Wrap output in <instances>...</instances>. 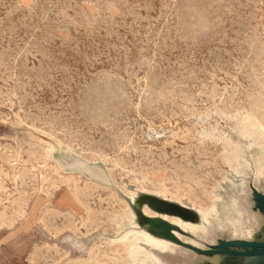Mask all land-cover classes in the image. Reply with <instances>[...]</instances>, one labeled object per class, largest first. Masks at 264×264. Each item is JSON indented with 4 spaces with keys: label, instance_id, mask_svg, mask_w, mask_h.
<instances>
[{
    "label": "rangeland",
    "instance_id": "rangeland-1",
    "mask_svg": "<svg viewBox=\"0 0 264 264\" xmlns=\"http://www.w3.org/2000/svg\"><path fill=\"white\" fill-rule=\"evenodd\" d=\"M36 1H38V3ZM48 1H50V3ZM60 1H61V3H57ZM110 1H111V4L109 3ZM117 1H119V2H117ZM171 1L170 0H122V1L121 0H104V1L103 0H70V1L69 0L68 1L67 0H57V1L56 0H2V1L0 0V6L1 7L3 6L2 8L0 7V37H1L0 38V45H1L0 46V53H1L0 63L2 64V65L0 64V68L2 66V70L0 69V73H1L0 74V178H1L0 179V190H1L0 191V198H1L0 199V227H1L0 228V264H47V263L48 264H56V262H57V264H69V263L70 264H78V263L81 264L82 262H83L82 264H85V263L86 264H95V262H96V264H98V263L99 264H101V263L102 264L103 263L104 264L105 263L106 264H115L116 259L118 257H120V255L122 254L121 248L119 247L118 243L120 241H122L129 233L134 232V231H138V232L142 231V232H147L150 235L152 234L153 230L151 229V226L147 225L146 227H144L145 225L142 224V215L143 214L146 215V213H144V210H145V208H148V207H145L144 209L143 208L140 209L138 207L137 201L143 195H152V196L160 197L162 199H165V200L173 202V203L180 204L182 206L190 208L191 210H193L194 212H196L199 215V220L197 222L185 223V224H189L191 226L198 228L197 233H193L189 229H184L182 227H179L178 225L172 224L168 220H165L177 228L176 231H174V234L176 235V233H177L178 235H176V236L178 237V239L181 242H183V246L174 243L175 245H177L179 247L177 250H173V251H171V250L165 251L164 250V251H162V250H158V249H150V247L148 245L141 243V249L143 251H145L146 253H151L153 255V257L155 259H157L156 260L157 263L155 262L154 264H165V263L166 264H214V262H218V261H221L223 263H228V261H229L228 264H253L252 259L239 260L237 258L236 259L228 258V257L223 256V255L222 256H215V257H205V256H202L198 253L193 252L192 250L186 248L184 245H190V246L197 247L199 249L209 250V249H213L215 247H218L220 241L228 242V241H233V240H245V241L248 240V241H255V242L264 243V236H263L264 235V213H262L259 209H257L256 202H255V196H254L255 192H259V193L264 195V192H263V190H264V174L263 175L258 174V170L260 169V165H261L260 161H262L263 157H264V142H263L264 134H262L261 132H257L258 136L255 134V136L252 137L249 133V130L252 129L251 127H253V126H251V123H250V121H252L251 119L253 117V115H252L253 111L251 112L252 102L254 100V97L262 96V93H264V64H263L264 63V54H263L264 53V37H263L264 36L263 35L264 34V28H263L264 27V24H263L264 23V19H263L264 18V13H263L264 12V3H263L264 0H254L255 4L253 3L254 1H251V0H247V1L251 2V4L249 2L247 4L246 0H242V1L241 0H239V1L238 0H236V1L235 0H200V1H198V0L197 1L196 0H175L174 1L173 0L174 4H172L173 1L172 2ZM3 2H4V4H2ZM17 2H18V4H20L19 6H18ZM46 2H48V3H46ZM87 2H89V3H87ZM219 3H220V5H219ZM232 3H233V5H232ZM62 4H63V6H62ZM112 4H113L114 8H113ZM59 5H61V6H59ZM135 5H136V7H135ZM165 5L168 7H165ZM12 6H13V9H15L14 11L12 9ZM34 6L36 9L34 8ZM106 6H108V8H106ZM171 6H172V8H171ZM175 6H177V8ZM208 6H209V8H208ZM61 7L63 10L60 9ZM239 7H241V8H239ZM245 7L247 10L245 9ZM253 7H254V9H253ZM5 8L7 11L5 10ZM10 8L12 9L13 12L11 11ZM21 8H23V9H21ZM33 9H35V10H33ZM101 9L103 10V12L105 11L106 13L105 12L102 13ZM135 9H137V10H135ZM148 9H150V10H148ZM100 10H101V12H100ZM172 10H174V11L172 12ZM37 11H38V13H37ZM49 11H50V13H49ZM61 11H63V12L61 13ZM107 11L109 14L107 13ZM7 12H9V14ZM52 12H54V13L52 14ZM65 12H67V13H65ZM122 13H123V15H122ZM237 13L239 15H237ZM248 13L250 15H248ZM43 14H45V15L43 16ZM99 14L101 15L100 17H99ZM137 14H139V15H137ZM230 14H231V16H230ZM29 15H31V16H29ZM48 15H49V17H48ZM140 15L142 16L143 19L140 18ZM240 15H241V18H240ZM36 16H38V17H36ZM119 16H120V18H119ZM25 17H27V18H25ZM104 17H105V19L107 17V19L106 20L103 19ZM238 17L240 18L239 20H238ZM33 18H34V20H33ZM47 18H50V19L47 20ZM96 18H97V20H96ZM109 18L112 19L114 22L110 21ZM229 18H232V19L229 20ZM62 19H65V21H63ZM16 20H17V22H16ZM54 20H55V22H54ZM94 20L96 21V23ZM259 20H261V21H259ZM6 21H7V23H6ZM60 21L62 23L59 25L58 22L60 23ZM169 21H171V22H169ZM242 21H244V22H242ZM39 22H40V24H39ZM64 22H67V23H64ZM111 22H112V24H111ZM134 22H136V23H134ZM12 23L13 24L15 23L14 27H13ZM36 23L38 25H36ZM54 23H55V25H54ZM63 23L66 24V26ZM20 24L22 25V27ZM99 24H100V26H99ZM107 24H108V26H107ZM61 25H63V26H61ZM168 25H170V26H168ZM245 25H247V27H245ZM49 26H50V28H48L49 30L46 29ZM172 26L175 28H173ZM242 26H243V28H242ZM29 27H31V28H29ZM111 27L113 28L112 30H111ZM149 27H151V28H149ZM7 28H9V29H7ZM96 28H99V30ZM109 28H110V30H109ZM152 28H154V30H155L154 32H150V31H153ZM169 28L170 29L172 28L171 29L172 32H170L171 30ZM32 29H33V31H32ZM102 29H103V31H100ZM106 29H108V32L106 31ZM252 29H253V31H252ZM15 30L17 33L15 32ZM52 30H53V34L55 36L52 34ZM54 30H56L57 34H56V32H54ZM67 30H69L70 33ZM224 30L226 33L222 32ZM12 31H13V33H12ZM97 31L100 34H98ZM109 31H110V33L111 32L112 33L110 34ZM139 31H141V32L139 33ZM213 31H215V33ZM147 33H149V34H147ZM150 33H151V36H150ZM165 33H166V35H165ZM168 33H169V35H168ZM203 33H204V35H203ZM10 34H12L11 35L12 38L10 37ZM113 34H114V36H113ZM137 34H139V35H137ZM160 34H161V36H160ZM212 34L215 36H212ZM228 34H230V35H228ZM57 35L59 38L57 37ZM135 35H137V36H135ZM171 35H172V37H171L172 39L169 37ZM174 35H176V36L174 37ZM25 36H27V37H25ZM32 36H35V37H32ZM152 36H156V38L152 37ZM222 36H224V37H222ZM229 36H230V38H229ZM51 37H53V38H51ZM211 37L213 40L211 39ZM221 37H222V39H221ZM70 38L71 39L74 38L73 39L74 41L72 42V40ZM117 38L119 41L117 40ZM4 39L6 41H4ZM22 39H24V41ZM142 39L144 42L143 41L141 42ZM157 40L160 43H158ZM162 40L163 41L166 40L167 42L165 41L163 44ZM32 41H34V42L32 43ZM120 41H122V42H120ZM217 41H220V42H217ZM223 42H225V43L223 44ZM30 44L33 45V46H31V48H30ZM76 44H77V46H76ZM219 44H221V48L219 47ZM254 44H256V45H254ZM39 45H42V46H39ZM227 45L230 47H228ZM8 47H10V52L7 49ZM19 47L23 48V49H20ZM24 47L26 48V50ZM42 47H44V48H42ZM73 47H76V48H73ZM147 47L151 48L150 49L151 51ZM166 47H167V49H166ZM180 47H181V50L179 49ZM194 47H195V49H194ZM222 47L223 48L225 47V48L223 49ZM155 48H157L156 51H155ZM170 48H172V50ZM237 48H238V50H237ZM142 49H143V51H142ZM222 49H223V51H222ZM20 50H21V52H20ZM23 50L26 51L27 54ZM32 50H34V51H32ZM37 50H39V51H37ZM137 50H139L140 53ZM170 50L172 51V53H170L171 52ZM220 50H221V52H220ZM261 50H262V52H260ZM3 51H4V53H3ZM5 51H6V53H5ZM49 51H51V52H49ZM148 51H149V53H148ZM190 51L193 54H191ZM23 52H24V54H23ZM124 52H125V54H124ZM182 52H183V54H182ZM212 52H215V53L213 54ZM18 53H19V56L21 55L20 58L18 55H16ZM53 53H55V54H53ZM81 53L83 54V56L85 55V57H83ZM157 53H158V55H157ZM186 53H188V54H186ZM252 53H253V55H252ZM10 54H11V56H10ZM31 54L33 55V57H31ZM35 54H38V56ZM102 54H103V56H102ZM205 54L207 57L205 56ZM4 55L7 56L6 60H4ZM15 55L17 58L14 57ZM26 55H28V56H26ZM228 55H230V56H228ZM47 56H49V57H47ZM78 56H80V58ZM90 57H92V58H90ZM102 57H104V58H102ZM135 57H138L139 59L137 58L138 59L137 60ZM157 57H158V59H157ZM185 57H186V59H185ZM21 58H23V59H21ZM25 58H26V60H25ZM36 58H37V60H36ZM66 58L67 59L69 58L68 61ZM140 58H141V60H140ZM7 59H8V62H7ZM50 59L54 60V61H50ZM93 59L95 60V62ZM129 59H130V62H129ZM150 59H152V60H150ZM208 59H211V60L209 61ZM55 60H57V61H55ZM154 60H156V62H154ZM197 60H199V61H197ZM212 60H213V62H212ZM232 60H234V62ZM2 61H4V63ZM77 61L79 63L80 62L81 63L79 64ZM107 61H108V63H107ZM125 61L128 63H126ZM157 61H159V62H157ZM38 62L41 63L42 65H40ZM96 62H99V63H96ZM192 62H194V63H192ZM92 63H93V65H92ZM122 63H123V65H122ZM153 63H155V64H153ZM183 63H185V64H183ZM196 63H197V65H196ZM203 63L206 66L202 65ZM27 64H28V66H27ZM89 64H91V65H89ZM128 64H130L131 67ZM131 64H134V65H131ZM170 64L172 66H170ZM7 65H8V67H7ZM13 65L14 66L16 65V66L14 67ZM257 65H259V66H257ZM57 66H58V68H57ZM83 66L86 68V70L84 69ZM118 66H120V67H118ZM127 66H129V67L127 68ZM233 66H234V68H233ZM248 66H250V67H248ZM4 67H7V68H4ZM92 67H93V69H92ZM157 67L159 70L156 69ZM30 68H32L33 71ZM47 68H49L48 71H47ZM124 68L127 70H125ZM6 69H7V71H6ZM23 69H25L26 71L24 72ZM68 69H69V71H68ZM79 69H81V70H79ZM139 69H141L142 71ZM8 70H10V74H9ZM71 70H72V72H71ZM122 70H123V73H122ZM220 70H221V73H220ZM76 71H77V73H76ZM183 71H184V73H183ZM251 71L255 74H253ZM6 72H8V73H6ZM11 72L12 73L14 72V73L12 74ZM79 72H81V73H79ZM132 72H134L135 74ZM150 72H152V73H150ZM154 72H155V74H153ZM191 72H193V73H191ZM240 72L241 73L243 72L242 73L243 75H241ZM23 73H25V75ZM109 73H111V75ZM112 73H113V75H112ZM131 73L133 74V76L131 75ZM149 73L153 77H151ZM225 73L227 75H225ZM7 74H9V75H7ZM47 74H48V76H50V78L47 76ZM77 74H78V76H77ZM79 74H81V75H79ZM114 74H116V75H114ZM173 74L175 77L173 76ZM250 74H251V76H250ZM125 76H127V77H125ZM148 76H149V78H148ZM19 77H21V78L18 79ZM74 77H75V79H74ZM76 77H77V79L79 78L78 79L79 82L76 79ZM145 77H146V79H145ZM12 78H13V80H12ZM137 78L138 79L141 78V79L138 80ZM157 78H159L160 80ZM170 78H171V80H170ZM24 79H25V81H24ZM8 80H10V81H8ZM73 80H75V82H73ZM144 80H145V82H144ZM234 82H235V84H232ZM254 82H255V84H254ZM79 83H81V85ZM129 83H131V84H129ZM23 85H24L25 90L23 89ZM157 85H159V88ZM176 85H177V87H176ZM187 85H188V87L189 86L190 87L188 88ZM210 85H211V87H210ZM19 87L21 90H19ZM183 87H184V89H183ZM219 87H222L223 90ZM30 88H32V89H30ZM72 88L74 89L73 91H72ZM179 88H182V89H179ZM248 88H250V89H248ZM66 89H67V91H66ZM207 90H209V91H207ZM194 91H195V93H194ZM238 91H239V93H238ZM252 92L254 93V95H252L253 94ZM12 93H13V95H12ZM15 93H16V95H15ZM64 93L66 96L64 95ZM200 94L203 97V99L200 96ZM55 96H58V97L55 98ZM135 96H136V98H134ZM251 96H253V97L251 98ZM214 97H216V98L214 99ZM221 97H222V99H220ZM233 97H235V98H233ZM48 98L50 101L48 100ZM191 98H193L194 100ZM3 99H5V100L3 101ZM176 99H178V100H176ZM7 100H9V101L7 102ZM196 100H198V101H196ZM219 100H220V102H219ZM249 100L250 101L252 100V101L249 102ZM142 101H144L145 103ZM155 101H157V102H155ZM164 101H166V102H164ZM138 102H139V104H138ZM199 102H202V103H199ZM224 103H226V104H224ZM189 104L192 106H190ZM216 104H217V106H216ZM211 105L212 106L214 105V106L212 107ZM41 106H42V108H41ZM156 106H159V107L156 108ZM186 106L187 107L189 106V107L187 108ZM194 106H196V107H194ZM215 106H216V108H215ZM36 107H38V109H40V110H38ZM137 107H138V109H137ZM164 107L166 108V110ZM246 109H248V110H246ZM29 110H31V111H29ZM139 110H141V111H139ZM143 110H146V111H143ZM154 110H155V112H154ZM207 110H209V112ZM41 111H43V112H41ZM157 111L159 112V115H158ZM44 112H47V113H44ZM1 113H3V114H1ZM53 113H54V115H53ZM163 114L165 116H163ZM166 114H168V115H166ZM231 114H232V116H231ZM127 115H128V117H127ZM177 116L179 117V119ZM216 116L220 117V119ZM49 117L51 119H49ZM199 117H200V119H199ZM46 118L48 120H45ZM64 118H66V119H64ZM33 119H34V121H33ZM171 119H173V120H171ZM248 119H250V121H248ZM20 120H21V122H20ZM56 120H58V121H56ZM162 120L164 123L162 122ZM39 121H42V122H39ZM85 121H86V123H85ZM124 121H127V122L129 121V122L127 123ZM34 122H36V123H34ZM70 123L73 125V127ZM99 123H100V126H99ZM151 123L154 124V126H151L152 125ZM168 123L169 124L171 123L170 126ZM196 123L199 125H197ZM125 124H127V126ZM95 125H97L98 127H96ZM140 125L143 128H141ZM245 125H246V127H245ZM82 126H84V127H82ZM156 126H158L160 128H158ZM204 126H205V128H204ZM70 127H71V129H69ZM74 127H76V128H74ZM136 127H138V128H136ZM229 127L231 130L229 129ZM239 127H241V128H239ZM221 128H222V130H221ZM255 128L257 130V127H255ZM146 129H147V131H146ZM172 130L175 132H173ZM102 131H104V132H102ZM107 131H109V132H107ZM188 131H189V133H188ZM73 132H75L76 134L74 135ZM85 132H87V133H85ZM142 132H143V134H142ZM191 132L193 134H191ZM16 133H17V135H16ZM225 134L228 136H226ZM70 135H72V136H70ZM114 135H116V136H114ZM136 135H139V136L141 135V136L139 138V136H136ZM189 135L192 138H190ZM21 136H23V137H21ZM26 136L27 137L30 136V137L26 138ZM79 136L82 137L81 140L83 142L80 140ZM83 136H85V137H83ZM111 137H113V138H111ZM124 137H125V139H124ZM181 137H183V139H180ZM257 137H259V138H257ZM260 137H262V138H260ZM102 138H104V139H102ZM166 138H168V139L166 140ZM87 139L90 140L91 142H89ZM141 139H142V141H141ZM171 139H173V140H171ZM69 140H70V142H69ZM114 140H116V141H114ZM57 141L61 144H59ZM186 141H187V143H186ZM209 141H211V142H209ZM84 142H86V143H84ZM102 143H106V144H103V146L101 147ZM112 143H114V144H112ZM118 143H119V145H118ZM203 143H205V144H203ZM46 144L47 145L49 144V145L47 146ZM71 144L72 145L74 144V145L72 146ZM115 144L117 146H114ZM120 144H121V146H120ZM169 144H170V146H169ZM50 145L53 148L50 147ZM77 145H78V147H77ZM85 145H86V147H85ZM199 145H200V147H198ZM228 145H229V147H228ZM236 145H237V147H236ZM162 146L164 147V149ZM93 147H94V150H93ZM114 147L115 148L117 147L116 150L114 149ZM203 147H205V148H203ZM103 148H104L105 152L103 151ZM143 148H144V150H143ZM118 149H120V150H118ZM130 149H131V151H129ZM125 150H127V151H125ZM133 150L136 152H134ZM200 150H203V151H200ZM205 150H207V151H205ZM183 151L185 152L184 154H182ZM114 152H116L115 155H113ZM144 152H145V154H144ZM207 152H208V154H207ZM217 152L221 156L218 155ZM179 153L182 155H180ZM212 154H214V155H212ZM149 155H151V156H149ZM199 155H201V156H199ZM234 155H236V156H234ZM121 156H122V158H121ZM123 156H125V158H123ZM211 156H212V158H211ZM222 156L223 157L225 156L226 159L223 158ZM236 157H238L239 160H241V159L242 160L239 161L238 158H236ZM39 158H41V159H39ZM115 158H119L118 159L119 161ZM146 158L148 161H146ZM46 159H47V161H46ZM120 160L121 161L124 160L125 162H123V163L126 166ZM140 160L142 163L140 162ZM223 160H224V163H223ZM225 160H226V163H225ZM130 161H132V162H130ZM208 161L211 162L212 164L209 163ZM135 162H137V163H135ZM116 163L119 165L120 168L117 167ZM119 163L121 164V166ZM202 163H203V165H202ZM228 163H229V166H228ZM133 164L136 166H134ZM122 165L124 166V170H123ZM213 165H214V168H213ZM217 165H219L220 167L216 168ZM140 166L142 168H139ZM156 166H159V167H156ZM145 167H146V169H145ZM37 168H39V169H37ZM115 168H117V170ZM189 168H192V170ZM196 168H197V170H196ZM120 169H121V171H120ZM157 169L159 171H157ZM163 169H164V171H163ZM178 169H179V171H178ZM146 170H147V172H146ZM165 170L167 171V173ZM235 170H236V172H235ZM245 170H246V172H245ZM92 171H96V174H97L96 177L91 176L90 173ZM151 171H152V173H151ZM183 171H184V173H183ZM194 171H196V172H194ZM115 172H117V173H115ZM142 172H143V176H142ZM145 172L147 173V175L145 174ZM186 172H189V173H186ZM215 172H217V173H215ZM127 173H129V176ZM139 173H141V175ZM209 174H211V175H209ZM219 175L221 177H219ZM17 177H18V179H17ZM165 177H166V179H165ZM221 178H223V179H221ZM212 179H214V180L212 181ZM168 180L170 182H168ZM201 180L203 182H201ZM138 181H142V182L139 183ZM195 181H197V182H195ZM198 181H199V183H198ZM136 182L138 185L136 184ZM158 183H160V184L158 185ZM185 183H187V185H185ZM175 184H177V185H175ZM197 184H198V186H197ZM182 185L184 187H182ZM91 186H92V189H91L92 191L89 190L91 188ZM125 186H127V187H125ZM138 186H140V188ZM160 186L161 187L163 186V187L161 188ZM204 186H206V187H204ZM255 186H256V188H255ZM244 187H246V188H244ZM173 188H174V190H173ZM201 188L204 189L203 191L205 192L206 195L204 194V192L202 191ZM209 188H212V190ZM250 188H251V190L248 191ZM181 189L183 191L186 189L188 192L186 190L183 192V191H181ZM237 190H239V191H237ZM206 191H207V193H206ZM107 192H108V194H107ZM102 193H103V195H102ZM180 193H181L182 197H181ZM184 193H186V194H184ZM89 195L91 197L90 199H89ZM165 195H166V197H165ZM190 195H191V197H190ZM132 196H134V198H132ZM193 196H194V199H193ZM113 197H115V198H113ZM116 197H118V198H116ZM105 198H108V199H105ZM109 198H111V199L109 200ZM100 200H102V201L104 200L103 203ZM90 201H92V202H90ZM85 202H87V204L89 203V205H86ZM206 202H207V204H206ZM98 203H100V204H98ZM92 207H93V209H92ZM241 207H242V209H241ZM198 209H201L203 211L204 210L208 211V213L212 214L211 220H213V222L210 225V227L208 229V234L206 236H204V234L202 232V223H201L202 220H201L200 214L198 213ZM213 209L217 210L218 214L220 215L221 223L219 225H218V222L216 223V220L214 219V217H216V213L215 214L213 213ZM239 212L241 215L238 214ZM244 212H245V214H244ZM16 213H19V214H16ZM22 213H24L23 216H21ZM28 213H30V214H28ZM94 214H95V216H93ZM1 216L4 218H2ZM92 216H93V218H92ZM110 216H112V217H110ZM148 217H150V216H148ZM150 218H153V217H150ZM233 219H237L238 221H240L244 224H247L250 227L255 228L256 230L261 231L262 235L259 234L256 237L244 236L243 238L238 237V236L235 237L232 234V230H231L232 228L230 226V223ZM93 220H95V222ZM61 221H62V223H64V225L61 223ZM58 222H59V224H58ZM181 222H183V221H181ZM21 223H23V224H21ZM65 224H67V225H65ZM53 225L54 226L56 225V226L53 227ZM108 225H110V226H108ZM64 228H65V230H64ZM71 228L72 229L74 228V229L71 230ZM259 229H261V230H259ZM78 231H80V232H78ZM1 232H2V234H1ZM75 232L76 233L78 232V233L76 234ZM54 233H56V234H54ZM11 234H13V235H11ZM14 234H16V235H14ZM77 235H78V237H77ZM155 238L161 239L158 237H155ZM161 240H163V239H161ZM164 241H166V240H164ZM112 244H115V245L112 246ZM95 249H96V251H95ZM185 249H187V250L185 251ZM91 252H92V254H90ZM55 253H56V255H55ZM161 253H163V254H161ZM51 254H53V255H51ZM64 254H66V255H64ZM59 256H60V258H59ZM91 256L94 258H92ZM44 259H45V261H44ZM46 259H48V260H46ZM53 260H54V262H52ZM90 260H93V261L90 262ZM159 260L161 263L159 262ZM46 261H48V262H46Z\"/></svg>",
    "mask_w": 264,
    "mask_h": 264
},
{
    "label": "bare ground",
    "instance_id": "bare-ground-1",
    "mask_svg": "<svg viewBox=\"0 0 264 264\" xmlns=\"http://www.w3.org/2000/svg\"><path fill=\"white\" fill-rule=\"evenodd\" d=\"M2 1V0H1ZM57 1V0H56ZM68 1V0H67ZM70 1V0H69ZM104 1V0H103ZM122 1V0H121ZM171 1V0H170ZM173 1V0H172ZM171 1V2H172ZM175 1V0H174ZM174 1H173V3L172 4H174ZM197 1V0H196ZM198 1H200V0H198ZM236 1V0H235ZM239 1V0H238ZM242 1V0H241ZM247 1V0H246ZM251 1H254V0H251ZM5 2V1H4ZM4 2L2 3V4H4ZM19 2V1H18ZM18 2H17V4H18ZM37 3H38V1H36ZM44 2V1H43ZM49 3H50V1H48ZM48 2H46V3H48ZM52 2V1H51ZM66 2V1H65ZM91 2V1H90ZM117 2H119V1H117ZM214 2V1H213ZM248 2L249 1H247V4H248ZM16 3V2H15ZM57 3H61V1L60 2H57ZM85 3V2H84ZM87 3H89V2H87ZM110 4H111V1L109 2ZM166 3V2H165ZM177 3V2H176ZM222 3V2H221ZM237 3V2H236ZM250 4H251V2H249ZM254 4H255V1L253 2ZM264 3V2H263ZM8 4V3H7ZM36 4V3H35ZM91 4V3H90ZM99 4V3H98ZM97 4V5H98ZM127 4V3H126ZM153 4V3H152ZM229 4V3H228ZM246 4V5H247ZM253 4V5H254ZM11 5V4H10ZM16 5V4H15ZM20 4H18V6H19ZM37 5V4H36ZM42 5V4H41ZM70 5V4H69ZM73 5V4H72ZM103 5V4H102ZM167 5V4H166ZM165 5V7H168V6H166ZM171 5V4H170ZM199 5V4H198ZM219 5H220V3H219ZM226 5V4H225ZM232 5H233V3H232ZM243 5V4H242ZM258 5V4H257ZM14 6V5H13ZM13 6H12V9H13ZM44 6V5H43ZM50 6V5H49ZM59 6H61V5H59ZM62 6H63V4H62ZM68 6V5H67ZM112 6H113V4H112ZM119 6V5H118ZM139 6V5H138ZM173 6V5H172ZM172 6H171V8H172ZM239 6V5H238ZM252 6V5H251ZM263 6V5H262ZM1 7V6H0ZM3 7V6H2ZM1 7V8H2ZM6 7V6H5ZM52 7V6H51ZM55 7V6H54ZM53 7V8H54ZM65 7V6H64ZM95 7V6H94ZM100 7V6H99ZM102 7V6H101ZM110 7V6H109ZM124 7V6H123ZM135 7H136V5H135ZM176 8H177V6H175ZM19 8V7H18ZM34 8H35V6H34ZM106 8H108V6H106ZM113 8H114V6H113ZM127 8V7H126ZM146 8V7H145ZM149 8V7H148ZM153 8V7H152ZM151 8V9H152ZM208 8H209V6H208ZM239 8H241V7H239ZM4 9V8H3ZM11 9V8H10ZM12 9H11V11H12ZM20 9V8H19ZM21 9H23V8H21ZM36 9V8H35ZM35 9H33V10H35ZM42 9V8H41ZM52 9V8H51ZM60 9H62V7L60 8ZM238 9V8H237ZM245 9H246V7H245ZM253 9H254V7H253ZM5 10H6V8H5ZM15 9H13V11H14ZM46 10V9H45ZM63 10V9H62ZM82 10V9H81ZM102 10V9H101ZM101 10H100V12H101ZM105 10V9H104ZM109 10V9H108ZM119 10V9H118ZM133 10V9H132ZM135 10H137V9H135ZM148 10H150V9H148ZM159 10V9H158ZM212 10V9H211ZM230 10V9H229ZM240 10V9H239ZM247 10V9H246ZM7 11V10H6ZM10 11V10H9ZM10 11V12H11ZM12 11V12H13ZM17 11V10H16ZM29 11V10H28ZM27 11V12H28ZM44 11V10H43ZM54 11V10H53ZM59 11V10H58ZM57 11V12H58ZM98 11V10H97ZM128 11V10H127ZM174 10H172V12H173ZM176 11V10H175ZM228 11V10H227ZM263 11V10H262ZM24 12V11H23ZM22 12V13H23ZM33 12V11H32ZM63 11H61V13H62ZM105 12V11H104ZM103 12V10H102V13H104ZM129 12V11H128ZM146 12V11H145ZM148 12V11H147ZM171 12V13H172ZM226 12V11H225ZM231 12V11H230ZM253 12V11H252ZM255 12V11H254ZM257 12V11H256ZM8 14H9V12H7ZM16 13V12H15ZM25 13V12H24ZM37 13H38V11H37ZM43 13V12H42ZM47 13V12H46ZM45 13V14H46ZM49 13H50V11H49ZM54 12H52V14H53ZM65 13H67V12H65ZM77 13V12H76ZM85 13V12H84ZM99 13V12H98ZM106 13V12H105ZM107 13H108V11H107ZM161 13V12H160ZM243 13V12H242ZM259 13V12H258ZM264 13V12H263ZM33 14V13H32ZM45 14H43V16L45 15ZM60 14V13H59ZM87 14V13H86ZM109 14V13H108ZM125 14V13H124ZM175 14V13H174ZM177 14V13H176ZM222 14V13H221ZM233 14V13H232ZM261 14V13H260ZM40 15V14H39ZM103 15V14H102ZM122 15H123V13H122ZM129 15V14H128ZM137 15H139V14H137ZM169 15V14H168ZM207 15V14H206ZM228 15V14H227ZM237 15H239L238 13H237ZM246 15V14H245ZM248 15H250L249 13H248ZM6 16V15H5ZM29 16H31V15H29ZM42 16V17H43ZM57 16V15H56ZM60 16V15H59ZM101 15L99 14V17H100ZM112 16V15H111ZM136 16V15H135ZM167 16V15H166ZM171 16V15H170ZM178 16V15H177ZM230 16H231V14H230ZM258 16V15H257ZM34 17V16H33ZM36 17H38V16H36ZM48 17H49V15H48ZM51 17V16H50ZM108 17V16H107ZM107 17H106V19H107ZM110 17V16H109ZM115 17V16H114ZM124 17V16H123ZM147 17V16H146ZM165 17V16H164ZM169 17V16H168ZM175 17V16H174ZM219 17V16H218ZM222 17V16H221ZM229 17V16H228ZM250 17V16H249ZM11 18V17H10ZM25 18H27V17H25ZM113 18V17H112ZM119 18H120V16H119ZM140 18L141 19H143L142 18V16L140 15ZM145 18V17H144ZM159 18V17H158ZM178 18V17H177ZM235 18V17H234ZM240 18H241V15H240ZM239 17H238V20L240 19ZM244 18V17H243ZM247 18V17H246ZM24 19V18H23ZM30 19V18H29ZM32 19V18H31ZM37 19V18H36ZM43 19V18H42ZM50 18H47V20H49ZM59 19V18H58ZM66 19V18H65ZM65 19H62L63 21H65ZM102 19V18H101ZM103 19H105V17L103 18ZM105 19V20H106ZM110 19V18H109ZM137 19V18H136ZM148 19V18H147ZM150 19V18H149ZM168 19V18H167ZM220 19V18H219ZM230 19H232V18H229V20ZM262 19V18H261ZM264 19V18H263ZM22 20V19H21ZM25 20V19H24ZM33 20H34V18H33ZM41 20V19H40ZM39 20V21H40ZM61 20V19H60ZM67 20V19H66ZM96 20H97V18H96ZM177 20V19H176ZM226 20V19H225ZM242 20V19H241ZM245 20V19H244ZM258 20V19H257ZM42 21V20H41ZM95 21V20H94ZM101 21V20H100ZM110 21H113L112 19H110ZM128 21V20H127ZM168 21V20H167ZM179 21V20H178ZM227 21V20H226ZM237 21V20H236ZM255 21V20H254ZM259 21H261V20H259ZM11 22V21H10ZM16 22H17V20H16ZM26 22V21H25ZM32 22V21H31ZM54 22H55V20H54ZM68 22V21H67ZM67 22H64V23H67ZM114 22V21H113ZM160 22V21H159ZM169 22H171V21H169ZM216 22V21H215ZM242 22H244V21H242ZM249 22V21H248ZM252 22V21H251ZM256 22V21H255ZM258 22V21H257ZM6 23H7V21H6ZM19 23V22H18ZM22 23V22H21ZM29 23V22H28ZM42 23V22H41ZM46 23V22H45ZM62 22L60 21V23L58 22V24L60 25ZM63 23V24H64ZM86 23V22H85ZM95 23H96V21H95ZM105 23V22H104ZM134 23H136V22H134ZM173 23V22H172ZM171 23V24H172ZM218 23V22H217ZM2 24V23H1ZM11 24V23H10ZM15 24V23H14ZM13 23H12V25H13V27L15 26ZM31 24V23H30ZM39 24H40V22H39ZM50 24V23H49ZM69 24V23H68ZM111 24H112V22H111ZM154 24V23H153ZM167 24V23H166ZM170 24V23H169ZM175 24V23H174ZM209 24V23H208ZM226 24V23H225ZM236 24V23H235ZM247 24V23H246ZM264 24V23H263ZM18 25V24H17ZM21 25V24H20ZM36 25H38L37 23H36ZM54 25H55V23H54ZM65 26H66V24H64ZM119 25V24H118ZM126 25V24H125ZM124 25V26H125ZM136 25V24H135ZM151 25V24H150ZM162 25V24H161ZM214 25V24H213ZM251 25V24H250ZM7 26V25H6ZM5 26V27H6ZM28 26V25H27ZM61 26H63V25H61ZM86 26V25H85ZM99 26H100V24H99ZM98 26V27H99ZM107 26H108V24H107ZM130 26V25H129ZM168 26H170V25H168ZM174 26V25H173ZM172 26V27H173ZM176 26V25H175ZM218 26V25H217ZM253 26V25H252ZM8 27V26H7ZM12 27V26H11ZM21 27H22V25H21ZM43 27V26H42ZM105 27V26H104ZM135 27V26H134ZM133 27V28H134ZM163 27V26H162ZM177 27V26H176ZM214 27V26H213ZM220 27V26H219ZM227 27V26H226ZM245 27H247V25H245ZM250 27V26H249ZM262 27V26H261ZM17 28V27H16ZM29 28H31V27H29ZM35 28V27H34ZM33 28V29H34ZM44 28V27H43ZM46 28V27H45ZM48 28H50V26L49 27H47L46 29H48ZM69 28V27H68ZM67 28V29H68ZM100 28V27H99ZM99 28H96V29H98L99 30ZM107 28V27H106ZM117 28V27H116ZM149 28H151V27H149ZM155 28V27H154ZM154 28H152L153 29V31H150V32H154L155 30H154ZM173 28H175V27H173ZM231 28V27H230ZM229 28V29H230ZM241 28V27H240ZM242 28H243V26H242ZM264 28V27H263ZM7 29H9V28H7ZM25 29V28H24ZM33 29H32V31H33ZM40 29V28H39ZM58 29V28H57ZM70 29V28H69ZM113 28L111 27V30H112ZM135 29V28H134ZM157 29V28H156ZM166 29V28H165ZM168 29V28H167ZM170 29V28H169ZM172 29V28H171ZM170 29V30H171ZM31 30V29H30ZM49 30V29H48ZM74 30V29H73ZM88 30V29H87ZM95 30V29H94ZM105 30V29H104ZM109 30H110V28H109ZM149 30V29H148ZM175 30V29H174ZM231 30V29H230ZM20 31V30H19ZM36 31V30H35ZM58 31V30H57ZM67 31H69V30H67ZM96 31V30H95ZM94 31V32H95ZM100 31H103V29L102 30H100ZM106 31L108 32V29H106ZM114 31V30H113ZM158 31V30H157ZM163 31V30H162ZM176 31V30H175ZM228 31V30H227ZM252 31H253V29H252ZM260 31V30H259ZM258 31V32H259ZM3 32V31H2ZM11 32V31H10ZM15 32H16V30H15ZM27 32V31H26ZM51 32V31H50ZM54 32H56V30H54ZM66 32V31H65ZM90 32V31H89ZM117 32V31H116ZM122 32V31H121ZM130 32V31H129ZM141 31H139V33H140ZM160 32V31H159ZM165 32V31H164ZM170 32H172V30L170 31ZM177 32V31H176ZM214 33H215V31H213ZM223 33L225 32V30L224 31H222ZM263 32V31H262ZM9 33V32H8ZM12 33H13V31H12ZM17 33V32H16ZM15 33V34H16ZM36 33V32H35ZM69 33H70V31H69ZM97 33H98V31H97ZM102 33V32H101ZM109 33H110V31H109ZM112 33V32H111ZM110 33V34H111ZM138 33V32H137ZM212 33V32H211ZM217 33V32H216ZM226 33V32H225ZM52 34H53V30H52ZM56 34H57V32H56ZM98 34H100V33H98ZM108 34V33H107ZM131 34V33H130ZM147 34H149V33H147ZM146 34V35H147ZM222 34V33H221ZM242 34V33H241ZM240 34V35H241ZM254 34V33H253ZM256 34V33H255ZM12 34H10V37L12 38V36H11ZM17 35V34H16ZM27 35V34H26ZM48 35V34H47ZM50 35V34H49ZM54 35V34H53ZM68 35V34H67ZM71 35V34H70ZM137 35H139V34H137ZM137 35H135V36H137ZM154 35V34H153ZM165 35H166V33H165ZM168 35H169V33H168ZM203 35H204V33H203ZM217 35V34H216ZM220 35V34H219ZM223 35V34H222ZM228 35H230V34H228ZM239 35V34H238ZM264 35V34H263ZM2 36V35H1ZM15 36V35H14ZM30 36V35H29ZM51 36V35H50ZM55 36V35H54ZM101 36V35H100ZM113 36H114V34H113ZM119 36V35H118ZM127 36V35H126ZM133 36V35H132ZM134 36V37H135ZM148 36V35H147ZM150 36H151V33H150ZM149 36V37H150ZM160 36H161V34H160ZM176 35H174V37H175ZM212 36H215V35H213L212 34ZM4 37V36H3ZM9 37V36H8ZM16 37V36H15ZM14 37V38H15ZM25 37H27V36H25ZM32 37H35V36H32ZM57 37H58V35H57ZM93 37V36H92ZM106 37V36H105ZM152 37H155L156 38V36H152ZM170 38L172 37V35L171 36H169ZM219 37V36H218ZM222 37H224V36H222ZM222 37H221V39H222ZM227 37V36H226ZM241 37V36H240ZM239 37V38H240ZM264 37V36H263ZM1 38V37H0ZM5 38V37H4ZM10 38V39H11ZM30 38V37H29ZM51 38H53V37H51ZM56 38V37H55ZM59 38V37H58ZM61 38V37H60ZM91 38V37H90ZM107 38V37H106ZM120 38V37H119ZM126 38V37H125ZM129 38V37H128ZM133 38V37H132ZM145 38V37H144ZM229 38H230V36H229ZM228 38V39H229ZM242 38V37H241ZM8 39V38H7ZM9 39V40H10ZM31 39V38H30ZM35 39V38H34ZM37 39V38H36ZM71 39V38H70ZM74 39V38H73ZM73 39H71L72 40V42L74 41ZM141 39V38H140ZM146 39V38H145ZM158 39V38H157ZM160 39V38H159ZM172 39V38H171ZM174 39V38H173ZM203 39V38H202ZM211 39H212V37H211ZM227 39V40H228ZM237 39V38H236ZM3 40V39H2ZM23 41H24V39H22ZM38 40V39H37ZM51 40V39H50ZM64 40V39H63ZM95 40V39H94ZM117 40H118V38H117ZM116 40V41H117ZM138 40V39H137ZM168 40V39H167ZM182 40V39H181ZM180 40V41H181ZM213 40V39H212ZM240 40V39H239ZM238 40V41H239ZM4 41H6L5 39H4ZM17 41V40H16ZM15 41V42H16ZM19 41V40H18ZM21 41V40H20ZM36 41V40H35ZM41 41V40H40ZM55 41V40H54ZM59 41V40H58ZM65 41V40H64ZM76 41V40H75ZM93 41V40H92ZM109 41V40H108ZM111 41V40H110ZM119 41V40H118ZM143 41V39L141 40V42ZM152 41V40H151ZM158 41V40H157ZM163 41V40H162ZM166 41V40H165ZM165 41H163V44H164V42ZM174 41V40H173ZM177 41V40H176ZM223 41V40H222ZM8 42V41H7ZM34 41H32V43H33ZM37 42V41H36ZM39 42V41H38ZM71 42V43H72ZM120 42H122V41H120ZM133 42V41H132ZM140 42V43H141ZM144 42V41H143ZM167 42V41H166ZM211 42V41H210ZM217 42H220V41H217ZM216 42V43H217ZM260 42V41H259ZM18 43V42H17ZM54 43V42H53ZM65 43V42H64ZM63 43V44H64ZM75 43V42H74ZM149 43V42H148ZM147 43V44H148ZM158 43H160L159 41H158ZM157 43V44H158ZM186 43V42H185ZM225 42H223V44H224ZM43 44V43H42ZM46 44V43H45ZM44 44V45H45ZM79 44V43H78ZM135 44V43H134ZM133 44V45H134ZM144 44V43H143ZM142 44V45H143ZM181 44V43H180ZM198 44V43H197ZM19 45V44H18ZM27 45V44H26ZM29 45V44H28ZM36 45V44H35ZM54 45V44H53ZM141 45V44H140ZM162 45V44H161ZM166 45V44H165ZM172 45V44H171ZM177 45V44H176ZM175 45V46H176ZM254 45H256V44H254ZM260 45V44H259ZM1 46V45H0ZM5 46V45H4ZM8 46V45H7ZM11 46V45H10ZM31 46H33V45H31L30 44V48H31ZM38 46V45H37ZM39 46H42V45H39ZM55 46V45H54ZM64 46V45H63ZM76 46H77V44H76ZM126 46V45H125ZM164 46V45H163ZM167 46V45H166ZM216 46V45H215ZM228 46V45H227ZM240 46V45H239ZM17 47V46H16ZM36 47V46H35ZM66 47V46H65ZM84 47V46H83ZM139 47V46H138ZM143 47V46H142ZM141 47V48H142ZM206 47V46H205ZM210 47V46H209ZM219 47L221 48V44H219ZM228 47H230V46H228ZM238 47V46H237ZM257 47V46H256ZM15 48V47H14ZM20 48V47H19ZM25 48V47H24ZM33 48V47H32ZM39 48V47H38ZM42 48H44V47H42ZM64 48V47H63ZM73 48H76V47H73ZM90 48V47H89ZM88 48V49H89ZM128 48V47H127ZM134 48V47H133ZM147 48H149V47H147ZM160 48V47H159ZM163 48V47H162ZM169 48V47H168ZM176 48V47H175ZM208 48V47H207ZM206 48V49H207ZM223 48V47H222ZM225 48V47H224ZM223 48V49H224ZM8 50H9V52H10V47H8L7 48ZM20 49H23V48H20ZM29 49V48H28ZM35 49V48H34ZM37 49V48H36ZM47 49V48H46ZM45 49V50H46ZM62 49V48H61ZM72 49V48H71ZM110 49V48H109ZM151 48H149V50H150ZM156 49L157 48H155V51H156ZM166 49H167V47H166ZM171 50H172V48H170ZM180 50H181V47L179 48ZM194 49H195V47H194ZM199 49V48H198ZM209 49V48H208ZM219 49V48H218ZM223 49H222V51H223ZM235 49V48H234ZM241 49V48H240ZM3 50V49H2ZM6 50V49H5ZM18 50V49H17ZM25 50H26V48H25ZM41 50V49H40ZM44 50V49H43ZM74 50V49H73ZM80 50V49H79ZM107 50V49H106ZM148 50V49H147ZM170 50V51H171ZM179 50V51H180ZM184 50V49H183ZM215 50V49H214ZM227 50V49H226ZM237 50H238V48H237ZM24 51V50H23ZM32 51H34V50H32ZM37 51H39V50H37ZM54 51V50H53ZM76 51V50H75ZM110 51V50H109ZM138 52H139V50H137ZM142 51H143V49H142ZM145 51V50H144ZM151 51V50H150ZM160 51V50H159ZM162 51V50H161ZM230 51V50H229ZM228 51V52H229ZM2 52V51H1ZM20 52H21V50H20ZM19 52V53H20ZM25 53H26V51H24ZM24 52H23V54H24ZM28 52V51H27ZM36 52V51H35ZM46 52V51H45ZM48 52V51H47ZM49 52H51V51H49ZM55 52V51H54ZM81 52V51H80ZM119 52V51H118ZM186 52V51H185ZM191 52V51H190ZM189 52V53H190ZM196 52V51H195ZM219 52V51H218ZM220 52H221V50H220ZM219 52V53H220ZM227 52V51H226ZM250 52V51H249ZM254 52V51H253ZM258 52V51H257ZM260 52H262V50L260 51ZM3 53H4V51H3ZM5 53H6V51H5ZM12 53V52H11ZM14 53V52H13ZM19 53L18 54H16V55H18L19 56ZM76 53V52H75ZM79 53V52H78ZM117 53V52H116ZM120 53V52H119ZM140 53V52H139ZM148 53H149V51H148ZM170 53H172V51L170 52ZM180 53V52H179ZM213 54L215 53V52H212ZM218 53V54H219ZM232 53V52H231ZM255 53V52H254ZM27 54V53H26ZM49 54V53H48ZM53 54H55V53H53ZM74 54V53H73ZM82 54V53H81ZM86 54V53H85ZM106 54V53H105ZM124 54H125V52H124ZM138 54V53H137ZM143 54V53H142ZM156 54V53H155ZM182 54H183V52H182ZM186 54H188V53H186ZM191 54H193L192 52H191ZM237 54V53H236ZM242 54V53H241ZM264 54V53H263ZM7 55V54H6ZM16 55L14 56V57H16ZM30 55V54H29ZM35 55H37L38 56V54H35ZM41 55V54H40ZM52 55V54H51ZM59 55V54H58ZM63 55V54H62ZM66 55V54H65ZM64 55V56H65ZM115 55V54H114ZM119 55V54H118ZM153 55V54H152ZM157 55H158V53H157ZM252 55H253V53H252ZM0 56H1V53H0ZM3 56V55H2ZM10 56H11V54H10ZM9 56V57H10ZM21 56V55H20ZM20 56H19V58H20ZM26 56H28V55H26ZM36 56V57H37ZM42 56V55H41ZM45 56V55H44ZM68 56V55H67ZM81 56V55H80ZM80 56H78L79 58H80ZM82 56H83V54H82ZM88 56V55H87ZM102 56H103V54H102ZM112 56V55H111ZM134 56V55H133ZM136 56V55H135ZM138 56V55H137ZM140 56V55H139ZM155 56V55H154ZM164 56V55H163ZM188 56V55H187ZM205 56H206V54H205ZM204 56V57H205ZM228 56H230V55H228ZM233 56V55H232ZM263 56V55H262ZM6 57L7 56H5L4 55V60H6ZM31 57H33V55L31 54ZM47 57H49V56H47ZM53 57V56H52ZM60 57V56H59ZM83 57H85V55L83 56ZM96 57V56H95ZM122 57V56H121ZM141 57V56H140ZM147 57V56H146ZM156 57V56H155ZM159 57V56H158ZM158 57H157V59H158ZM181 57V56H180ZM207 57V56H206ZM210 57V56H209ZM261 57V56H260ZM3 58V57H2ZM17 58V57H16ZM54 58V57H53ZM56 58V57H55ZM62 58V57H61ZM90 58H92V57H90ZM98 58V57H97ZM102 58H104V57H102ZM109 58V57H108ZM111 58V57H110ZM114 58V57H113ZM130 58V57H129ZM136 59L138 58V57H135ZM134 58V59H135ZM179 58V57H178ZM193 58V57H192ZM216 58V57H215ZM214 58V59H215ZM225 58V57H224ZM229 58V57H228ZM240 58V57H239ZM1 59V58H0ZM9 59V58H8ZM8 59H7V62H8ZM11 59V58H10ZM21 59H23V58H21ZM34 59V58H33ZM46 59V58H45ZM67 59V58H66ZM69 59V58H68ZM68 59H67V61H68ZM127 59V58H126ZM139 59V58H138ZM137 59V60H138ZM156 59V60H157ZM175 59V58H174ZM182 59V58H181ZM185 59H186V57H185ZM184 59V60H185ZM236 59V58H235ZM262 59V58H261ZM3 60V59H2ZM25 60H26V58H25ZM36 60H37V58H36ZM49 60V59H48ZM59 60V59H58ZM84 60V59H83ZM90 60V59H89ZM94 60V59H93ZM107 60V59H106ZM115 60V59H114ZM136 60V61H137ZM140 60H141V58H140ZM150 60H152V59H150ZM156 60H154V62H156ZM160 60V59H159ZM163 60V59H162ZM207 60V59H206ZM209 61L211 60V59H208ZM257 60V59H256ZM17 61V60H16ZM46 61V60H45ZM44 61V62H45ZM50 61H54V60H51L50 59ZM55 61H57V60H55ZM60 61V60H59ZM101 61V60H100ZM135 61V60H134ZM174 61V60H173ZM195 61V60H194ZM197 61H199V60H197ZM203 61V60H202ZM216 61V60H215ZM231 61V60H230ZM233 62H234V60H232ZM236 61V60H235ZM3 63H4V61H2ZM21 62V61H20ZM24 62V61H23ZM78 62V61H77ZM85 62V61H84ZM94 62H95V60H94ZM123 62V61H122ZM126 62V61H125ZM129 62H130V59H129ZM157 62H159V61H157ZM185 62V61H184ZM188 62V61H187ZM196 62V61H195ZM208 62V61H207ZM206 62V63H207ZM212 62H213V60H212ZM19 63V62H18ZM17 63V64H18ZM22 63V62H21ZM28 63V62H27ZM39 63V62H38ZM56 63V62H55ZM58 63V62H57ZM79 63V62H78ZM81 63V62H80ZM79 63V64H80ZM86 63V62H85ZM96 63H99V62H96ZM107 63H108V61H107ZM112 63V62H111ZM115 63V62H114ZM124 63V62H123ZM123 63H122V65H123ZM126 63H128V62H126ZM137 63V62H136ZM192 63H194V62H192ZM220 63V62H219ZM229 63V62H228ZM227 63V64H228ZM246 63V62H245ZM248 63V62H247ZM1 64V63H0ZM8 64V63H7ZM12 64V63H11ZM29 64V63H28ZM28 64H27V66H28ZM40 65H42L41 63H39ZM45 64V63H44ZM51 64V63H50ZM61 64V63H60ZM72 64V63H71ZM78 64V65H79ZM152 64V63H151ZM153 64H155V63H153ZM176 64V63H175ZM183 64H185V63H183ZM214 64V63H213ZM232 64V63H231ZM244 64V63H243ZM257 64V63H256ZM260 64V63H259ZM264 64V63H263ZM262 64V65H263ZM2 65V64H1ZM49 65V64H48ZM57 65V64H56ZM65 65V64H64ZM73 65V64H72ZM89 65H91V64H89ZM92 65H93V63H92ZM114 65V64H113ZM112 65V66H113ZM126 65V64H125ZM124 65V66H125ZM129 66H130V64H128ZM131 65H134V64H131ZM159 65V64H158ZM181 65V64H180ZM196 65H197V63H196ZM199 65V64H198ZM202 65H204V63L202 64ZM208 65V64H207ZM216 65V64H215ZM246 65V64H245ZM244 65V66H245ZM252 65V64H251ZM4 66V65H3ZM14 66V65H13ZM16 66V65H15ZM14 66V67H15ZM24 66V65H23ZM34 66V65H33ZM53 66V65H52ZM86 66V65H85ZM108 66V65H107ZM129 66H127V68L129 67ZM153 66V65H152ZM170 66H172L171 64H170ZM193 66V65H192ZM204 66H206V65H204ZM220 66V65H219ZM253 66V65H252ZM257 66H259V65H257ZM256 66V67H257ZM7 67H8V65H7ZM7 67H4V68H7ZM22 67V66H21ZM26 67V66H25ZM44 67V66H43ZM42 67V68H43ZM65 67V66H64ZM84 67V66H83ZM90 67V66H89ZM103 67V66H102ZM101 67V68H102ZM118 67H120V66H118ZM131 67V66H130ZM134 67V66H133ZM138 67V66H137ZM160 67V66H159ZM164 67V66H163ZM177 67V66H176ZM189 67V66H188ZM197 67V66H196ZM208 67V66H207ZM243 67V66H242ZM248 67H250V66H248ZM18 68V67H17ZM20 68V67H19ZM23 68V67H22ZM57 68H58V66H57ZM63 68V67H62ZM88 68V67H87ZM96 68V67H95ZM107 68V67H106ZM150 68V67H149ZM173 68V67H172ZM190 68V67H189ZM194 68V67H193ZM203 68V67H202ZM205 68V67H204ZM214 68V67H213ZM233 68H234V66H233ZM237 68V67H236ZM239 68V67H238ZM255 68V67H254ZM262 68V67H261ZM1 70H2V66H1V68H0ZM9 69V68H8ZM31 70H32V68H30ZM44 69V68H43ZM48 69L49 68H47V71H48ZM51 69V68H50ZM73 69V68H72ZM84 69L86 70V68L84 67ZM90 69V68H89ZM92 69H93V67H92ZM103 69V68H102ZM101 69V70H102ZM116 69V68H115ZM125 69V68H124ZM156 69H158V67L156 68ZM164 69V68H163ZM169 69V68H168ZM180 69V68H179ZM191 69V68H190ZM195 69V68H194ZM206 69V68H205ZM220 69V68H219ZM218 69V70H219ZM232 69V68H231ZM24 70V72L26 71L25 69H23ZM42 70V69H41ZM62 70V69H61ZM65 70V69H64ZM79 70H81V69H79ZM84 70V71H85ZM88 70V69H87ZM100 70V71H101ZM105 70V69H104ZM109 70V69H108ZM125 70H127V69H125ZM124 70V71H125ZM138 70V69H137ZM139 70H141V69H139ZM148 70V69H147ZM153 70V69H152ZM159 70V69H158ZM176 70V69H175ZM187 70V69H186ZM189 70V69H188ZM192 70V69H191ZM190 70V71H191ZM208 70V69H207ZM212 70V69H211ZM215 70V69H214ZM241 70V69H240ZM255 70V69H254ZM253 70V71H254ZM5 71V70H4ZM6 71H7V69H6ZM9 71V74H10V70H8ZM33 71V70H32ZM37 71V70H36ZM46 71V70H45ZM68 71H69V69H68ZM67 71V72H68ZM95 71V70H94ZM103 71V70H102ZM106 71V70H105ZM134 71V70H133ZM142 71V70H141ZM178 71V70H177ZM194 71V70H193ZM229 71V70H228ZM239 71V70H238ZM245 71V70H244ZM41 72V71H40ZM71 72H72V70H71ZM107 72V71H106ZM113 72V71H112ZM176 72V71H175ZM181 72V71H180ZM206 72V71H205ZM232 72V71H231ZM252 72V71H251ZM257 72V71H256ZM6 73H8V72H6ZM12 73V72H11ZM14 73V72H13ZM12 73V74H13ZM27 73V72H26ZM65 73V72H64ZM69 73V72H68ZM76 73H77V71H76ZM79 73H81V72H79ZM98 73V72H97ZM100 73V72H99ZM122 73H123V70H122ZM132 73H134V72H132ZM131 73V75L133 76V74ZM146 73V72H145ZM148 73V72H147ZM150 73H152V72H150ZM149 73V74H150ZM171 73V72H170ZM177 73V72H176ZM183 73H184V71H183ZM189 73V72H188ZM191 73H193V72H191ZM211 73V72H210ZM213 73V72H212ZM220 73H221V70H220ZM241 73V72H240ZM243 73V72H242ZM241 73V75H243ZM253 73V72H252ZM1 74V73H0ZM9 74H7V75H9ZM24 75H25V73H23ZM22 74V75H23ZM28 74V73H27ZM39 74V73H38ZM46 74V73H45ZM44 74V75H45ZM50 74V73H49ZM75 74V73H74ZM93 74V73H92ZM104 74V73H103ZM110 75H111V73H109ZM128 74V73H127ZM130 74V73H129ZM135 74V73H134ZM153 74H155V72L153 73ZM157 74V73H156ZM160 74V73H159ZM158 74V75H159ZM163 74V73H162ZM167 74V73H166ZM165 74V75H166ZM249 74V73H248ZM253 74H255V73H253ZM259 74V73H258ZM257 74V75H258ZM40 75V74H39ZM38 75V76H39ZM43 75V76H44ZM51 75V74H50ZM59 75V74H58ZM70 75V74H69ZM79 75H81V74H79ZM112 75H113V73H112ZM114 75H116V74H114ZM124 75V74H123ZM170 75V74H169ZM177 75V74H176ZM211 75V74H210ZM218 75V74H217ZM216 75V76H217ZM224 75V74H223ZM225 75H227L226 73H225ZM233 75V74H232ZM16 76V75H15ZM20 76V75H19ZM47 76H48V74H47ZM63 76V75H62ZM65 76V75H64ZM77 76H78V74H77ZM97 76V75H96ZM119 76V75H118ZM117 76V77H118ZM136 76V75H135ZM142 76V75H141ZM150 76H151V74H150ZM173 76H174V74H173ZM184 76V75H183ZM219 76V75H218ZM222 76V75H221ZM240 76V75H239ZM250 76H251V74H250ZM261 76V75H260ZM26 77V76H25ZM28 77V76H27ZM42 77V76H41ZM49 78H50V76H48ZM88 77V76H87ZM125 77H127V76H125ZM138 77V76H137ZM151 77H153V76H151ZM155 77V76H154ZM158 77V76H157ZM172 77V76H171ZM175 77V76H174ZM241 77V76H240ZM243 77V76H242ZM249 77V76H248ZM11 78V77H10ZM21 77H19L18 79H20ZM23 78V77H22ZM48 78V79H49ZM65 78V77H64ZM72 78V77H71ZM102 78V77H101ZM134 78V77H133ZM148 78H149V76H148ZM165 78V77H164ZM226 78V77H225ZM224 78V79H225ZM244 78V77H243ZM250 78V77H249ZM256 78V77H255ZM9 79V78H8ZM17 79V78H16ZM27 79V78H26ZM60 79V78H59ZM68 79V78H67ZM74 79H75V77H74ZM76 79H77V77H76ZM79 79V78H78ZM77 79V80H78ZM88 79V78H87ZM124 79V78H123ZM127 79V78H126ZM138 79V78H137ZM141 78H139L138 80H140ZM145 79H146V77H145ZM157 79H159V78H157ZM220 79V78H219ZM230 79V78H229ZM259 79V78H258ZM12 80H13V78H12ZM30 80V79H29ZM44 80V79H43ZM85 80V79H84ZM90 80V79H89ZM129 80V79H128ZM160 80V79H159ZM170 80H171V78H170ZM245 80V79H244ZM8 81H10V80H8ZM19 81V80H18ZM24 81H25V79H24ZM70 81V80H69ZM137 81V80H136ZM155 81V80H154ZM157 81V80H156ZM168 81V80H167ZM204 81V80H203ZM213 81V80H212ZM232 81V80H231ZM252 81V80H251ZM255 81V80H254ZM27 82V81H26ZM59 82V81H58ZM73 82H75V80H73ZM78 82H79V80H78ZM81 82V81H80ZM89 82V81H88ZM128 82V81H127ZM144 82H145V80H144ZM152 82V81H151ZM158 82V81H157ZM215 82V81H214ZM245 82V81H244ZM70 83V82H69ZM84 83V82H83ZM139 83V82H138ZM162 83V82H161ZM225 83V82H224ZM228 83V82H227ZM19 84V83H18ZM25 84V83H24ZM49 84V83H48ZM76 84V83H75ZM80 85H81V83H79ZM129 84H131V83H129ZM147 84V83H146ZM164 84V83H163ZM176 84V83H175ZM210 84V83H209ZM232 84H235V82L234 83H232ZM243 84V83H242ZM254 84H255V82H254ZM259 84V83H258ZM29 85V84H28ZM109 85V84H108ZM144 85V84H143ZM153 85V84H152ZM155 85V84H154ZM200 85V84H199ZM215 85V84H214ZM213 85V86H214ZM257 85V84H256ZM255 85V86H256ZM260 85V84H259ZM148 86V85H147ZM150 86V85H149ZM156 86V85H155ZM158 86V88H159V85H157ZM161 86V85H160ZM194 86V85H193ZM225 86V85H224ZM235 86V85H234ZM240 86V85H239ZM250 86V85H249ZM254 86V87H255ZM22 87V86H21ZM36 87V86H35ZM69 87V86H68ZM130 87V86H129ZM154 87V86H153ZM152 87V88H153ZM162 87V86H161ZM176 87H177V85H176ZM187 87H188V85H187ZM190 87V86H189ZM188 87V88H189ZM210 87H211V85H210ZM223 87V86H222ZM222 87H219V88H221L222 89ZM257 87V86H256ZM255 87V88H256ZM67 88V87H66ZM132 88V87H131ZM157 88V89H158ZM231 88V87H230ZM262 88V87H261ZM23 89L25 90V88H24V85H23ZM28 89V88H27ZM30 89H32V88H30ZM59 89V88H58ZM70 89V88H69ZM68 89V90H69ZM125 89V88H124ZM141 89V88H140ZM144 89V88H143ZM179 89H182V88H179ZM183 89H184V87H183ZM193 89V88H192ZM206 89V88H205ZM208 89V88H207ZM213 89V88H212ZM215 89V88H214ZM245 89V88H244ZM248 89H250V88H248ZM19 90H21L20 89V87H19ZM74 89L72 88V91H73ZM76 90V89H75ZM90 90V89H89ZM154 90V89H153ZM190 90V89H189ZM196 90V89H195ZM201 90V89H200ZM220 90V89H219ZM223 90V89H222ZM246 90V89H245ZM255 90V89H254ZM55 91V90H54ZM64 91V90H63ZM66 91H67V89H66ZM133 91V90H132ZM152 91V90H151ZM150 91V92H151ZM207 91H209V90H207ZM211 91V90H210ZM243 91V90H242ZM30 92V91H29ZM76 92V91H75ZM78 92V91H77ZM174 92V91H173ZM227 92V91H226ZM245 92V91H244ZM247 92V91H246ZM73 93V92H72ZM134 93V92H133ZM139 93V92H138ZM194 93H195V91H194ZM225 93V92H224ZM238 93H239V91H238ZM250 93V92H249ZM253 93V92H252ZM251 93V94H252ZM257 93V92H256ZM255 93V94H256ZM11 94V93H10ZM59 94V93H58ZM71 94V93H70ZM136 94V93H135ZM170 94V93H169ZM172 94V93H171ZM198 94V93H197ZM12 95H13V93H12ZM11 95V96H12ZM15 95H16V93H15ZM38 95V94H37ZM36 95V96H37ZM53 95V94H52ZM63 95V94H62ZM64 95H65V93H64ZM130 95V94H129ZM199 95V94H198ZM197 95V96H198ZM222 95V94H221ZM229 95V94H228ZM242 95V94H241ZM250 95V94H249ZM252 95H254V93L252 94ZM66 96V95H65ZM69 96V95H68ZM67 96V97H68ZM126 96V95H125ZM163 96V95H162ZM177 96V95H176ZM187 96V95H186ZM192 96V95H191ZM200 96H201V94H200ZM215 96V95H214ZM217 96V95H216ZM224 96V95H223ZM230 96V95H229ZM234 96V95H233ZM8 97V96H7ZM17 97V96H16ZM42 97V96H41ZM58 96H55V98H57ZM202 97V96H201ZM208 97V96H207ZM206 97V98H207ZM247 97V96H246ZM253 96H251V98H252ZM130 98V97H129ZM134 98H136V96L134 97ZM133 98V99H134ZM187 98V97H186ZM209 98V97H208ZM216 97H214V99H215ZM219 98V97H218ZM226 98V97H225ZM233 98H235V97H233ZM6 99V98H5ZM5 99H3V101L5 100ZM9 99V98H8ZM18 99V98H17ZM143 99V98H142ZM173 99V98H172ZM184 99V98H183ZM191 99H193V98H191ZM202 99H203V97H202ZM220 99H222V97L220 98ZM244 99V98H243ZM34 100V99H33ZM48 100H49V98H48ZM176 100H178V99H176ZM194 100V99H193ZM227 100V99H226ZM230 100V99H229ZM2 101V100H1ZM9 100H7V102H8ZM11 101V100H10ZM50 101V100H49ZM196 101H198V100H196ZM215 101V100H214ZM240 101V100H239ZM252 101V100H251ZM250 100H249V102H251ZM63 102V101H62ZM142 102H144V101H142ZM154 102V101H153ZM155 102H157V101H155ZM164 102H166V101H164ZM168 102V101H167ZM177 102V101H176ZM183 102V101H182ZM187 102V101H186ZM219 102H220V100H219ZM229 102V101H228ZM5 103V102H4ZM145 103V102H144ZM160 103V102H159ZM178 103V102H177ZM199 103H202V102H199ZM198 103V104H199ZM236 103V102H235ZM47 104V103H46ZM138 104H139V102H138ZM162 104V103H161ZM208 104V103H207ZM219 104V103H218ZM224 104H226V103H224ZM248 104V103H247ZM250 104V103H249ZM14 105V104H13ZM29 105V104H28ZM42 105V104H41ZM56 105V104H55ZM146 105V104H145ZM159 105V104H158ZM167 105V104H166ZM183 105V104H182ZM190 105V104H189ZM200 105V104H199ZM198 105V106H199ZM23 106V105H22ZM31 106V105H30ZM160 106V105H159ZM159 106H156V108L157 107H159ZM164 106V105H163ZM173 106V105H172ZM190 106H192V105H190ZM212 106V105H211ZM214 106V105H213ZM212 106V107H213ZM216 106H217V104H216ZM216 106H215V108H216ZM228 106V105H227ZM234 106V105H233ZM241 106V105H240ZM29 107V106H28ZM47 107V106H46ZM45 107V108H46ZM52 107V106H51ZM57 107V106H56ZM187 107V106H186ZM189 107V106H188ZM187 107V108H188ZM194 107H196V106H194ZM201 107V106H200ZM23 108V107H22ZM37 109H38V107H36ZM35 108V109H36ZM41 108H42V106H41ZM49 108V107H48ZM165 108V107H164ZM176 108V107H175ZM230 108V107H229ZM245 108V107H244ZM248 108V107H247ZM252 110H251V112L253 111V113H252V115H253V117H252V121H250V119H248V121H250V123H251V126H253V127H251L252 129H250L249 130V133H250V135L252 136V137H254L255 136V134L257 135V132H261L262 134H264V93H262V96H257V97H254V100H253V102H252ZM21 109V108H20ZM34 109V110H35ZM53 109V108H52ZM137 109H138V107H137ZM136 109V110H137ZM163 109V108H162ZM197 109V108H196ZM195 109V110H196ZM202 109V108H201ZM38 110H40V109H38ZM46 110V109H45ZM44 110V111H45ZM56 110V109H55ZM54 110V111H55ZM83 110V109H82ZM165 110H166V108H165ZM171 110V109H170ZM188 110V109H187ZM221 110V109H220ZM246 110H248V109H246ZM29 111H31V110H29ZM49 111V110H48ZM139 111H141V110H139ZM143 111H146V110H143ZM159 111V110H158ZM157 111V112H158ZM194 111V110H193ZM197 111V110H196ZM208 112H209V110H207ZM211 111V110H210ZM227 111V110H226ZM235 111V110H234ZM243 111V110H242ZM241 111V112H242ZM23 112V111H22ZM41 112H43V111H41ZM154 112H155V110H154ZM172 112V111H171ZM190 112V111H189ZM212 112V111H211ZM250 112V113H251ZM40 113V112H39ZM44 113H47V112H44ZM50 113V112H49ZM58 113V112H57ZM60 113V112H59ZM141 113V112H140ZM163 113V112H162ZM161 113V114H162ZM185 113V112H184ZM197 113V112H196ZM214 113V112H213ZM225 113V112H224ZM237 113V112H236ZM243 113V112H242ZM241 113V114H242ZM245 113V112H244ZM247 113V112H246ZM1 114H3V113H1ZM69 114V113H68ZM72 114V113H71ZM74 114V113H73ZM129 114V113H128ZM146 114V113H145ZM172 114V113H171ZM183 114V113H182ZM188 114V113H187ZM215 114V113H214ZM248 114V113H247ZM5 115V114H4ZM9 115V114H8ZM31 115V114H30ZM33 115V114H32ZM44 115V114H43ZM53 115H54V113H53ZM131 115V114H130ZM135 115V114H134ZM141 115V114H140ZM144 115V114H143ZM147 115V114H146ZM158 115H159V112H158ZM166 115H168V114H166ZM177 115V114H176ZM204 115V114H203ZM206 115V114H205ZM226 115V114H225ZM3 116V115H2ZM25 116V115H24ZM35 116V115H34ZM132 116V115H131ZM138 116V115H137ZM161 116V115H160ZM163 116H165L164 114H163ZM187 116V115H186ZM194 116V115H193ZM197 116V115H196ZM211 116V115H210ZM231 116H232V114H231ZM4 117V116H3ZM16 117V116H15ZM72 117V116H71ZM82 117V116H81ZM127 117H128V115H127ZM148 117V116H147ZM170 117V116H169ZM178 117V116H177ZM214 117V116H213ZM216 117H218V116H216ZM230 117V116H229ZM244 117V116H243ZM248 117V116H247ZM251 117V116H250ZM17 118V117H16ZM35 118V117H34ZM40 118V117H39ZM45 118V117H44ZM136 118V117H135ZM142 118V117H141ZM150 118V117H149ZM208 118V117H207ZM219 119H220V117H218ZM225 118V117H224ZM241 118V117H240ZM18 119V118H17ZM36 119V118H35ZM49 119H51L50 117H49ZM64 119H66V118H64ZM162 119V118H161ZM166 119V118H165ZM178 119H179V117H178ZM199 119H200V117H199ZM40 120V119H39ZM42 120V119H41ZM45 120H48L47 118L45 119ZM122 120V119H121ZM137 120V119H136ZM145 120V119H144ZM149 120V119H148ZM151 120V119H150ZM171 120H173V119H171ZM192 120V119H191ZM196 120V119H195ZM224 120V119H223ZM233 120V119H232ZM245 120V119H244ZM32 121V120H31ZM33 121H34V119H33ZM56 121H58V120H56ZM138 121V120H137ZM157 121V120H156ZM176 121V120H175ZM178 121V120H177ZM182 121V120H181ZM187 121V120H186ZM203 121V120H202ZM20 122H21V120H20ZM39 122H42V121H39ZM64 122V121H63ZM69 122V121H68ZM124 122H127V121H124ZM129 122V121H128ZM127 122V123H128ZM153 122V121H152ZM162 122H163V120H162ZM167 122V121H166ZM170 122V121H169ZM215 122V121H214ZM223 122V121H222ZM227 122V121H226ZM235 122V121H234ZM16 123V122H15ZM34 123H36V122H34ZM49 123V122H48ZM53 123V122H52ZM67 123V122H66ZM85 123H86V121H85ZM138 123V122H137ZM150 123V122H149ZM164 123V122H163ZM162 123V124H163ZM172 123V122H171ZM170 123V124H171ZM204 123V122H203ZM211 123V122H210ZM213 123V122H212ZM221 123V122H220ZM61 124V123H60ZM63 124V123H62ZM71 124V123H70ZM84 124V123H83ZM121 124V123H120ZM123 124V123H122ZM152 124V123H151ZM169 124V123H168ZM170 124H169V126H170ZM197 124V123H196ZM224 124V123H223ZM242 124V123H241ZM55 125V124H54ZM72 125V124H71ZM92 125V124H91ZM124 125V124H123ZM126 126H127V124H125ZM142 125V124H141ZM140 125V126H141ZM165 125V124H164ZM174 125V124H173ZM172 125V126H173ZM186 125V124H185ZM189 125V124H188ZM197 125H199V124H197ZM27 126V125H26ZM65 126V125H64ZM67 126V125H66ZM79 126V125H78ZM96 127H98L97 125H95ZM99 126H100V123H99ZM151 126H154V124H152ZM181 126V125H180ZM203 126V125H202ZM211 126V125H210ZM217 126V125H216ZM242 126V125H241ZM72 127H73V125H72ZM82 127H84V126H82ZM86 127V126H85ZM91 127V126H90ZM89 127V128H90ZM156 127H158V126H156ZM179 127V126H178ZM183 127V126H182ZM195 127V126H194ZM219 127V126H218ZM223 127V126H222ZM245 127H246V125H245ZM255 127H257V130H256V128ZM30 128V127H29ZM74 128H76V127H74ZM128 128V127H127ZM136 128H138V127H136ZM135 128V129H136ZM140 128V127H139ZM141 128H143L142 126H141ZM140 128V129H141ZM150 128V127H149ZM158 128H160V127H158ZM166 128V127H165ZM174 128V127H173ZM204 128H205V126H204ZM216 128V127H215ZM239 128H241V127H239ZM27 129V128H26ZM25 129V130H26ZM69 129H71V127L69 128ZM102 129V128H101ZM168 129V128H167ZM184 129V128H183ZM229 129H230V127H229ZM228 129V130H229ZM243 129V128H242ZM36 130V129H35ZM81 130V129H80ZM85 130V129H84ZM90 130V129H89ZM95 130V129H94ZM185 130V129H184ZM196 130V129H195ZM216 130V129H215ZM221 130H222V128H221ZM231 130V129H230ZM229 130V131H230ZM234 130V129H233ZM21 131V130H20ZM23 131V130H22ZM37 131V130H36ZM54 131V130H53ZM71 131V130H70ZM69 131V132H70ZM97 131V130H96ZM143 131V130H142ZM146 131H147V129H146ZM168 131V130H167ZM173 131V130H172ZM182 131V130H181ZM187 131V130H186ZM245 131V130H244ZM243 131V132H244ZM248 131V130H247ZM90 132V131H89ZM102 132H104V131H102ZM107 132H109V131H107ZM112 132V131H111ZM173 132H175V131H173ZM198 132V131H197ZM212 132V131H211ZM222 132V131H221ZM240 132V131H239ZM242 132V131H241ZM20 133V132H19ZM23 133V132H22ZM74 133V135L76 134L75 132H73ZM72 133V134H73ZM84 133V132H83ZM82 133V134H83ZM85 133H87V132H85ZM179 133V132H178ZM188 133H189V131H188ZM24 134V133H23ZM102 134V133H101ZM115 134V133H114ZM137 134V133H136ZM142 134H143V132H142ZM151 134V133H150ZM149 134V135H150ZM191 134H193L192 132H191ZM214 134V133H213ZM246 134V133H245ZM244 134V135H245ZM16 135H17V133H16ZM49 135V134H48ZM69 135V134H68ZM67 135V136H68ZM84 135V134H83ZM87 135V134H86ZM97 135V134H96ZM100 135V134H99ZM106 135V134H105ZM204 135V134H203ZM224 135V134H223ZM222 135V136H223ZM226 135V134H225ZM237 135V134H236ZM239 135V134H238ZM50 136V135H49ZM70 136H72V135H70ZM69 136V137H70ZM82 136V135H81ZM81 136H79L80 137V140H81ZM89 136V135H88ZM91 136V135H90ZM103 136V135H102ZM111 136V135H110ZM114 136H116V135H114ZM118 136V135H117ZM136 136H139V135H136ZM141 136V135H140ZM140 136H139V138H140ZM152 136V135H151ZM171 136V135H170ZM178 136V135H177ZM226 136H228V135H226ZM258 136V135H257ZM260 136V135H259ZM21 137H23V136H21ZM28 137H30V136H28ZM27 136H26V138H28ZM34 137V136H33ZM78 137V138H79ZM83 137H85V136H83ZM106 137V136H105ZM104 137V138H105ZM179 137V136H178ZM189 137H190V135H189ZM238 137V136H237ZM104 138H102V139H104ZM111 138H113V137H111ZM119 138V137H118ZM190 138H192V137H190ZM217 138V137H216ZM244 138V137H243ZM257 138H259V137H257ZM260 138H262V137H260ZM85 139V138H84ZM100 139V138H99ZM124 139H125V137H124ZM138 139V138H137ZM168 138H166V140H167ZM180 139H183V137H181ZM204 139V138H203ZM227 139V138H226ZM76 140V139H75ZM74 140V141H75ZM88 140V139H87ZM95 140V139H94ZM110 140V139H109ZM108 140V141H109ZM170 140V139H169ZM171 140H173V139H171ZM177 140V139H176ZM224 140V139H223ZM263 140V139H262ZM30 141V140H29ZM28 141V142H29ZM78 141V140H77ZM82 141V140H81ZM85 141V140H84ZM89 142H91L90 140H88ZM99 141V140H98ZM103 141V140H102ZM106 141V140H105ZM114 141H116V140H114ZM141 141H142V139H141ZM153 141V140H152ZM217 141V140H216ZM226 141V140H225ZM261 141V140H260ZM40 142V141H39ZM58 142V141H57ZM69 142H70V140H69ZM80 142V141H79ZM83 142V141H82ZM97 142V141H96ZM112 142V141H111ZM134 142V141H133ZM144 142V141H143ZM149 142V141H148ZM197 142V141H196ZM209 142H211V141H209ZM214 142V141H213ZM263 142H264V140H263ZM59 143V142H58ZM84 143H86V142H84ZM128 143V142H127ZM186 143H187V141H186ZM261 143V142H260ZM59 144H61V143H59ZM82 144V143H81ZM89 144V143H88ZM103 144H106V143H102V145H101V147L103 146ZM110 144V143H109ZM112 144H114V143H112ZM172 144V143H171ZM197 144V143H196ZM203 144H205V143H203ZM215 144V143H214ZM233 144V143H232ZM7 145V144H6ZM47 145V144H46ZM49 145V144H48ZM47 145V146H48ZM72 145V144H71ZM74 145V144H73ZM72 145V146H73ZM83 145V144H82ZM95 145V144H94ZM118 145H119V143H118ZM128 145V144H127ZM135 145V144H134ZM216 145V144H215ZM235 145V144H234ZM42 146V145H41ZM114 146H117L116 144L114 145ZM120 146H121V144H120ZM169 146H170V144H169ZM177 146V145H176ZM211 146V145H210ZM249 146V145H248ZM257 146V145H256ZM255 146V147H256ZM260 146V145H259ZM24 147V146H23ZM50 147H52L51 145H50ZM49 147V148H50ZM77 147H78V145H77ZM85 147H86V145H85ZM90 147V146H89ZM95 147V146H94ZM94 147H93V150H94ZM129 147V146H128ZM145 147V146H144ZM163 147V146H162ZM166 147V146H165ZM173 147V146H172ZM198 147H200V145L198 146ZM197 147V148H198ZM220 147V146H219ZM226 147V146H225ZM228 147H229V145H228ZM233 147V146H232ZM236 147H237V145H236ZM240 147V146H239ZM11 148V147H10ZM53 148V147H52ZM96 148V147H95ZM117 148V147H116ZM116 148L114 147V149L116 150ZM151 148V147H150ZM196 148V149H197ZM202 148V147H201ZM203 148H205V147H203ZM222 148V147H221ZM248 148V147H247ZM69 149V148H68ZM102 149V148H101ZM126 149V148H125ZM128 149V148H127ZM160 149V148H159ZM163 149H164V147H163ZM230 149V148H229ZM260 149V148H259ZM70 150V149H69ZM85 150V149H84ZM90 150V149H89ZM118 150H120V149H118ZM135 150V149H134ZM133 150V151H134ZM143 150H144V148H143ZM146 150V149H145ZM174 150V149H173ZM220 150V149H219ZM223 150V149H222ZM263 150V149H262ZM68 151V150H67ZM103 151H104V148H103ZM107 151V150H106ZM113 151V150H112ZM123 151V150H122ZM125 151H127V150H125ZM129 151H131V149L129 150ZM158 151V150H157ZM161 151V150H160ZM165 151V150H164ZM171 151V150H170ZM200 151H203V150H200ZM205 151H207V150H205ZM252 151V150H251ZM18 152V151H17ZM50 152V151H49ZM91 152V151H90ZM93 152V151H92ZM105 152V151H104ZM109 152V151H108ZM111 152V151H110ZM134 152H136V151H134ZM166 152V151H165ZM179 152V151H178ZM177 152V153H178ZM10 153V152H9ZM115 153L116 152H114L113 153V155H115ZM120 153V152H119ZM123 153V152H122ZM169 153V152H168ZM181 153V152H180ZM179 153V154H180ZM185 152L183 151V153L182 154H184ZM206 153V152H205ZM249 153V152H248ZM261 153V152H260ZM259 153V154H260ZM104 154V153H103ZM106 154V153H105ZM118 154V153H117ZM129 154V153H128ZM131 154V153H130ZM144 154H145V152H144ZM150 154V153H149ZM152 154V153H151ZM158 154V153H157ZM182 154H180V155H182ZM207 154H208V152H207ZM211 154V153H210ZM217 154H218V152H217ZM225 154V153H224ZM262 154V153H261ZM110 155V154H109ZM112 155V156H113ZM123 155V154H122ZM127 155V154H126ZM147 155V154H146ZM156 155V154H155ZM187 155V154H186ZM203 155V154H202ZM212 155H214V154H212ZM218 155H220V154H218ZM105 156V155H104ZM118 156V155H117ZM130 156V155H129ZM149 156H151V155H149ZM157 156V155H156ZM160 156V155H159ZM179 156V155H178ZM199 156H201V155H199ZM209 156V155H208ZM221 156V155H220ZM234 156H236V155H234ZM255 156V155H254ZM10 157V156H9ZM107 157V156H106ZM114 157V156H113ZM147 157V156H146ZM153 157V156H152ZM169 157V156H168ZM171 157V156H170ZM186 157V156H185ZM223 157V156H222ZM227 157V156H226ZM242 157V156H241ZM260 157V156H259ZM11 158V157H10ZM110 158V157H109ZM121 158H122V156H121ZM123 158H125V156H123ZM131 158V157H130ZM138 158V157H137ZM143 158V157H142ZM161 158V157H160ZM178 158V157H177ZM206 158V157H205ZM210 158V157H209ZM211 158H212V156H211ZM223 158H225V156L223 157ZM232 158V157H231ZM236 158H238V157H236ZM256 158V157H255ZM12 159V158H11ZM16 159V158H15ZM14 159V160H15ZM19 159V158H18ZM25 159V158H24ZM39 159H41V158H39ZM115 159H119V158H115ZM114 159V160H115ZM133 159V158H132ZM157 159V158H156ZM169 159V158H168ZM184 159V158H183ZM193 159V158H192ZM226 159V158H225ZM252 159V158H251ZM37 160V159H36ZM138 160V159H137ZM173 160V159H172ZM187 160V159H186ZM216 160V159H215ZM222 160V159H221ZM238 160H239V158H238ZM242 160V159H241ZM241 160H239V161H241ZM256 160V159H255ZM12 161V160H11ZM46 161H47V159H46ZM119 161V160H118ZM121 161V160H120ZM136 161V160H135ZM146 161H148L147 160V158H146ZM145 161V162H146ZM155 161V160H154ZM165 161V160H164ZM169 161V160H168ZM228 161V160H227ZM22 162V161H21ZM37 162V161H36ZM115 162V161H114ZM122 163L123 162H125L124 160L123 161H121ZM130 162H132V161H130ZM140 162H141V160H140ZM150 162V161H149ZM209 162V161H208ZM207 162V163H208ZM215 162V161H214ZM235 162V161H234ZM245 162V161H244ZM135 163H137V162H135ZM142 163V162H141ZM157 163V162H156ZM209 163H211V162H209ZM216 163V162H215ZM223 163H224V160H223ZM225 163H226V160H225ZM239 163V162H238ZM260 163H261V165H260V169L258 170V174L259 175H263L264 174V157H263V160L262 161H260ZM8 164V163H7ZM37 164V163H36ZM83 164V163H82ZM117 164V163H116ZM120 164V163H119ZM124 164V163H123ZM127 164V163H126ZM206 164V163H205ZM212 164V163H211ZM218 164V163H217ZM222 164V163H221ZM246 164V163H245ZM6 165V164H5ZM125 165V164H124ZM128 165V164H127ZM132 165V164H131ZM134 165V164H133ZM148 165V164H147ZM160 165V164H159ZM166 165V164H165ZM200 165V164H199ZM202 165H203V163H202ZM210 165V164H209ZM250 165V164H249ZM31 166V165H30ZM120 166H121V164H120ZM123 166V165H122ZM126 166V165H125ZM129 166V165H128ZM127 166V167H128ZM134 166H136V165H134ZM133 166V167H134ZM142 166V165H141ZM139 167V168H142V167ZM145 166V165H144ZM155 166V165H154ZM163 166V165H162ZM167 166V165H166ZM212 166V165H211ZM226 166V165H225ZM228 166H229V163H228ZM244 166V165H243ZM5 167V166H4ZM40 167V166H39ZM84 167V166H83ZM86 167V166H85ZM117 167H119V165L117 164ZM131 167V166H130ZM156 167H159V166H156ZM164 167V166H163ZM162 167V168H163ZM217 167H220L219 165H217L216 166V168ZM227 167V166H226ZM231 167V166H230ZM234 167V166H233ZM253 167V166H252ZM36 168V167H35ZM120 168V167H119ZM129 168V167H128ZM148 168V167H147ZM166 168V167H165ZM204 168V167H203ZM213 168H214V165H213ZM212 168V169H213ZM244 168V167H243ZM34 169V168H33ZM32 169V170H33ZM37 169H39V168H37ZM116 170H117V168H115ZM145 169H146V167H145ZM144 169V170H145ZM156 169V168H155ZM168 169V168H167ZM189 169H191L192 170V168H189ZM195 169V168H194ZM231 169V168H230ZM236 169V168H235ZM238 169V168H237ZM241 169V168H240ZM255 169V168H254ZM4 170V169H3ZM19 170V169H18ZM35 170V169H34ZM33 170V171H34ZM123 170H124V166H123ZM126 170V169H125ZM138 170V169H137ZM142 170V169H141ZM173 170V169H172ZM190 170V171H191ZM196 170H197V168H196ZM211 170V169H210ZM209 170V171H210ZM256 170V169H255ZM2 171V170H1ZM113 171V170H112ZM120 171H121V169H120ZM127 171V170H126ZM133 171V170H132ZM131 171V172H132ZM157 171H159L158 169H157ZM162 171V170H161ZM160 171V172H161ZM163 171H164V169H163ZM166 171V170H165ZM178 171H179V169H178ZM177 171V172H178ZM214 171V170H213ZM238 171V170H237ZM244 171V170H243ZM242 171V172H243ZM4 172V171H3ZM2 172V173H3ZM140 172V171H139ZM146 172H147V170H146ZM145 172V174L147 175V173ZM172 172V171H171ZM194 172H196V171H194ZM199 172V171H198ZM219 172V171H218ZM222 172V171H221ZM235 172H236V170H235ZM245 172H246V170H245ZM257 172V171H256ZM115 173H117V172H115ZM124 173V172H123ZM130 173V172H129ZM129 173H127L128 174V176H129ZM135 173V172H134ZM151 173H152V171H151ZM157 173V172H156ZM166 173H167V171H166ZM183 173H184V171H183ZM186 173H189V172H186ZM201 173V172H200ZM215 173H217V172H215ZM251 173V172H250ZM24 174V173H23ZM91 176H94V177H96L97 176V174H96V171H92L91 173ZM136 174V173H135ZM138 174V173H137ZM140 175H141V173H139ZM173 174V173H172ZM225 174V173H224ZM252 174V173H251ZM115 175V174H114ZM118 175V174H117ZM121 175V174H120ZM209 175H211V174H209ZM213 175V174H212ZM221 175V174H220ZM219 175V177H221ZM239 175V174H238ZM126 176V175H125ZM142 176H143V172H142ZM150 176V175H149ZM201 176V175H200ZM204 176V175H203ZM5 177V176H4ZM123 177V176H122ZM127 177V176H126ZM148 177V176H147ZM154 177V176H153ZM170 177V176H169ZM7 178V177H6ZM9 178V177H8ZM164 178V177H163ZM212 178V177H211ZM1 179V178H0ZM17 179H18V177H17ZM122 179V178H121ZM165 179H166V177H165ZM221 179H223V178H221ZM231 179V178H230ZM256 179V178H255ZM259 179V178H258ZM214 179H212V181H213ZM216 180V179H215ZM143 181V180H142ZM142 181H138L139 183L140 182H142ZM149 181V180H148ZM147 181V182H148ZM172 181V180H171ZM236 181V180H235ZM257 181V180H256ZM11 182V181H10ZM27 182V181H26ZM33 182V181H32ZM42 182V181H41ZM75 182V181H74ZM119 182V181H118ZM126 182V181H125ZM130 182V181H129ZM151 182V181H150ZM168 182H170L169 180H168ZM174 182V181H173ZM195 182H197V181H195ZM201 182H203L202 180H201ZM122 183V182H121ZM127 183V182H126ZM177 183V182H176ZM194 183V182H193ZM198 183H199V181H198ZM46 184V183H45ZM128 184V183H127ZM136 184H137V182H136ZM160 183H158V185H159ZM201 184V183H200ZM242 184V183H241ZM248 184V183H247ZM256 184V183H255ZM261 184V183H260ZM32 185V184H31ZM124 185V184H123ZM130 185V184H129ZM138 185V184H137ZM155 185V184H154ZM157 185V184H156ZM157 185V186H158ZM175 185H177V184H175ZM184 185V184H183ZM182 185V187H184ZM185 185H187V183H185ZM192 185V184H191ZM196 185V184H195ZM205 185V184H204ZM254 185V184H253ZM44 186V185H43ZM93 186V185H92ZM92 186H91V188L89 189V190H91L92 189ZM118 186V185H117ZM197 186H198V184H197ZM200 186V185H199ZM231 186V185H230ZM98 187V186H97ZM125 187H127V186H125ZM139 188H140V186H138ZM154 187V186H153ZM161 187V186H160ZM159 187V188H160ZM163 187V186H162ZM161 187V188H162ZM178 187V186H177ZM204 187H206V186H204ZM41 188V187H40ZM121 188V187H120ZM180 188V187H179ZM178 188V189H179ZM244 188H246V187H244ZM255 188H256V186H255ZM105 189V188H104ZM122 189V188H121ZM158 189V188H157ZM156 189V190H157ZM164 189V188H163ZM190 189V188H189ZM198 189V188H197ZM202 189V188H201ZM207 189V188H206ZM209 189H211L212 190V188H209ZM222 189V188H221ZM41 190V189H40ZM88 190V191H89ZM95 190V189H94ZM106 190V189H105ZM125 190V189H124ZM135 190V189H134ZM159 190V189H158ZM157 190V191H158ZM165 190V189H164ZM173 190H174V188H173ZM186 190V189H185ZM184 190V191H185ZM196 190V189H195ZM194 190V191H195ZM199 190V189H198ZM204 189H202V191H203ZM251 190V188L248 190V191H250ZM257 190V189H256ZM1 191V190H0ZM43 191V190H42ZM92 191V190H91ZM99 191V190H98ZM97 191V192H98ZM181 191H183L182 189H181ZM183 191V192H184ZM187 191V190H186ZM193 191V190H192ZM201 191V190H200ZM199 191V192H200ZM237 191H239V190H237ZM260 191V190H259ZM39 192V191H38ZM96 192V193H97ZM103 192V191H102ZM111 192V191H110ZM178 192V191H177ZM188 192V191H187ZM186 192V193H187ZM204 192V191H203ZM211 192V191H210ZM263 192H264V190H263ZM86 193V192H85ZM124 193V192H123ZM127 193V192H126ZM179 193V192H178ZM177 193V194H178ZM186 193H184V194H186ZM197 193V192H196ZM206 193H207V191H206ZM243 193V192H242ZM107 194H108V192H107ZM170 194V193H169ZM189 194V193H188ZM191 194V193H190ZM204 194H205V192H204ZM99 195V194H98ZM102 195H103V193H102ZM112 195V194H111ZM127 195V194H126ZM180 195H181V193H180ZM206 195V194H205ZM96 196V195H95ZM114 196V195H113ZM184 196V195H183ZM187 196V195H186ZM229 196V195H228ZM246 196V195H245ZM88 197V196H87ZM94 197V196H93ZM97 197V196H96ZM112 197V196H111ZM165 197H166V195H165ZM173 197V196H172ZM181 197H182V195H181ZM188 197V196H187ZM190 197H191V195H190ZM91 197H90V195H89V199H90ZM113 198H115V197H113ZM116 198H118V197H116ZM132 198H134V196H132ZM189 198V197H188ZM1 199V198H0ZM97 199V198H96ZM105 199H108V198H105ZM111 198H109V200H110ZM193 199H194V196H193ZM196 199V198H195ZM232 199V198H231ZM236 199V198H235ZM45 200V199H44ZM114 200V199H113ZM183 200V199H182ZM191 200V199H190ZM203 200V199H202ZM7 201V200H6ZM88 201V200H87ZM96 201V200H95ZM102 203H103V201L102 200H100ZM244 201V200H243ZM249 201V200H248ZM24 202V201H23ZM89 202V201H88ZM90 202H92V201H90ZM116 202V201H115ZM196 202V201H195ZM86 203V205H89V203L87 204V202H85ZM255 203V202H254ZM94 204V203H93ZM98 204H100V203H98ZM206 204H207V202H206ZM247 204V203H246ZM95 205V204H94ZM45 206V205H44ZM43 206V207H44ZM96 206V205H95ZM101 206V205H100ZM235 206V205H234ZM31 207V206H30ZM105 208V207H104ZM90 209V208H89ZM92 209H93V207H92ZM241 209H242V207H241ZM98 210V209H97ZM129 210V209H128ZM236 210V209H235ZM33 211V210H32ZM91 211V210H90ZM94 211V210H93ZM31 213V212H30ZM30 213H28V214H30ZM58 213V212H57ZM129 213V212H128ZM144 213H146V215H148V216H150V217H156V216H158L156 213H154V212H152V211H150L148 208H145V210H144ZM198 213L200 214V216H201V220H202V232H203V234H204V236H206L207 234H208V229H209V227H210V225L212 224V222H213V220H211V216H212V214H210V213H208V211H203V210H201V209H198ZM213 213L215 214L216 213V217H214V219L216 220V223L218 222V225L221 223V218H220V215L218 214V212H217V210H215V209H213ZM227 213V212H226ZM5 214V213H4ZM7 214V213H6ZM16 214H19V213H16ZM23 214L24 213H22V215L21 216H23ZM138 214V213H137ZM238 214H240V212L238 213ZM244 214H245V212H244ZM247 214V213H246ZM33 215V214H32ZM91 215V214H90ZM127 215V214H126ZM139 215V214H138ZM241 215V214H240ZM89 216V215H88ZM93 216H95V214L93 215ZM93 216H92V218H93ZM2 217V216H1ZM33 217V216H32ZM90 217V216H89ZM110 217H112V216H110ZM131 217V216H130ZM237 217V216H236ZM246 217V216H245ZM2 218H4V217H2ZM31 218V217H30ZM45 218V217H44ZM48 218V217H47ZM100 218V217H99ZM108 218V217H107ZM243 218V217H242ZM163 219H165V220H168V221H170L172 224H175V225H178L179 227H182V228H184V229H189L191 232H193V233H197V229L198 228H196V227H194V226H191V225H189V224H185V223H183V222H181L179 219H176V218H170V217H167V216H164L163 217ZM49 220V219H48ZM104 220V219H103ZM200 220V221H201ZM46 221V220H45ZM94 222H95V220H93ZM100 221V220H99ZM107 221V220H106ZM47 222V221H46ZM52 222V221H51ZM248 222V221H247ZM246 222V223H247ZM19 223V222H18ZM61 223H62V221H61ZM115 223V222H114ZM254 223V222H253ZM21 224H23V223H21ZM58 224H59V222H58ZM63 225H64V223H62ZM95 224V223H94ZM109 224V223H108ZM49 225V224H48ZM65 225H67V224H65ZM101 225V224H100ZM129 225V224H128ZM252 225V224H251ZM56 226V225H55ZM54 225H53V227H55ZM59 226V225H58ZM75 226V225H74ZM96 226V225H95ZM108 226H110V225H108ZM230 226H231V230H232V234L236 237V236H238V237H241V238H243L244 236H247V237H256V236H258L259 234H261V231H258V230H256L255 228H252V227H250L249 225H247V224H244V223H242V222H240V221H238L237 219H233L232 221H231V223H230ZM106 227V226H105ZM128 227V226H127ZM1 228V227H0ZM69 228V227H68ZM62 229V228H61ZM67 229V228H66ZM74 229V228H73ZM72 228H71V230H73ZM81 229V228H80ZM93 229V228H92ZM5 230V229H4ZM64 230H65V228H64ZM68 230V229H67ZM70 230V229H69ZM146 230V229H145ZM259 230H261V229H259ZM16 231V230H15ZM118 231V230H117ZM148 231V230H147ZM78 232H80V231H78ZM77 232V233H78ZM10 233V232H9ZM60 233V232H59ZM63 233V232H62ZM76 233V232H75ZM74 233V234H75ZM76 233V234H77ZM1 234H2V232H1ZM20 234V233H19ZM54 234H56V233H54ZM11 235H13V234H11ZM14 235H16V234H14ZM18 235V234H17ZM176 235H178L177 233H176ZM262 235V234H261ZM264 236V235H263ZM14 237V236H13ZM77 237H78V235H77ZM9 238V237H8ZM15 238V237H14ZM10 239V238H9ZM212 240V239H211ZM224 240V239H223ZM8 242V241H7ZM141 243H144V244H146V245H148L149 247H150V249H158V250H162V251H166V250H171V251H173V250H177L179 247L177 246V245H175V244H173V243H171V242H168V241H164V240H161V239H157V238H155V237H153L152 235H150L149 233H147V232H142V231H140V232H138V231H134V232H131V233H129L122 241H120L118 244H119V247L121 248V251H122V254L120 255V257H118L117 259H116V262H115V264H154L155 262H156V260L157 259H155L154 257H153V255L151 254V253H146L145 251H143L142 249H141ZM7 244V243H6ZM97 245V244H96ZM113 245H115V244H112V246ZM183 246V245H182ZM95 247V246H94ZM108 247V246H107ZM111 247V246H110ZM96 248V247H95ZM103 248V247H102ZM92 249V248H91ZM110 249V248H109ZM183 249V248H182ZM56 250V249H55ZM99 250V249H98ZM180 250V249H179ZM187 249H185V251H186ZM41 251V250H40ZM95 251H96V249H95ZM94 251V252H95ZM46 252V251H45ZM57 252V251H56ZM93 252V253H94ZM100 253V252H99ZM180 253V252H179ZM90 254H92V252L90 253ZM151 254V255H150ZM161 254H163V253H161ZM51 255H53V254H51ZM55 255H56V253H55ZM64 255H66V254H64ZM104 255V254H103ZM48 256V255H47ZM63 256V255H62ZM99 256V255H98ZM105 256V255H104ZM180 256V255H179ZM56 257V256H55ZM92 257V256H91ZM96 257V256H95ZM48 258V257H47ZM59 258H60V256H59ZM90 258V257H89ZM92 258H94V257H92ZM91 258V259H92ZM98 258V257H97ZM190 258V257H189ZM54 259V258H53ZM56 259V258H55ZM46 260H48V259H46ZM94 260V259H93ZM93 260H90V262L91 261H93ZM96 260V259H95ZM98 260V259H97ZM108 260V259H107ZM190 260V259H189ZM44 261H45V259H44ZM57 261V260H56ZM55 261V262H56ZM61 261V260H60ZM59 261V262H60ZM79 261V260H78ZM99 261V260H98ZM101 261V260H100ZM43 262V261H42ZM46 262H48V261H46ZM50 262V261H49ZM52 262H54V260L52 261ZM76 262V261H75ZM81 262V261H80ZM87 262V261H86ZM104 262V261H103ZM159 262H160V260H159ZM175 262V261H174ZM83 263V262H82ZM81 263V264H82ZM98 263V262H97ZM157 263V262H156ZM161 263V262H160ZM177 263V262H176ZM48 264V263H47ZM56 264H57V262H56ZM70 264V263H69ZM79 264V263H78ZM86 264V263H85ZM95 264H96V262H95ZM99 264V263H98ZM102 264V263H101ZM104 264V263H103ZM106 264V263H105ZM166 264V263H165ZM214 264H226V263H223V262H214Z\"/></svg>",
    "mask_w": 264,
    "mask_h": 264
},
{
    "label": "water",
    "instance_id": "water-1",
    "mask_svg": "<svg viewBox=\"0 0 264 264\" xmlns=\"http://www.w3.org/2000/svg\"><path fill=\"white\" fill-rule=\"evenodd\" d=\"M254 196L257 209L264 213V195L255 192ZM137 202L140 209L148 207L150 211L158 215L150 218L143 214L142 224L145 225L144 227L150 225L153 230L151 234L153 237L161 238L173 244L183 245V242H181L174 234V231H176L177 228L168 221H165V219H163L164 216L180 219L184 223H195L199 220V215L190 208L167 201L160 197L143 195ZM184 246L205 257L223 255L228 258H237L239 260L252 259L253 264H264V243L262 242L248 240L220 241L218 247L209 250L199 249L190 245Z\"/></svg>",
    "mask_w": 264,
    "mask_h": 264
}]
</instances>
